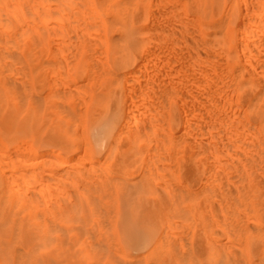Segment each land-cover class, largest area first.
I'll use <instances>...</instances> for the list:
<instances>
[{
    "label": "bare ground",
    "instance_id": "6f19581e",
    "mask_svg": "<svg viewBox=\"0 0 264 264\" xmlns=\"http://www.w3.org/2000/svg\"><path fill=\"white\" fill-rule=\"evenodd\" d=\"M12 1H14V3H15L17 0H0V112H1L0 115L3 114L2 112H5V111L11 110V109H16V110L18 109L19 110V108L22 105L24 107L26 105V101L24 99L29 96V95H27L29 93H26L27 92L26 89L21 84L22 81H23L22 83H24V84H25V81L28 82L29 78H27V77H29L30 74H28V71L26 69H24V68H26L28 66V64L25 63L26 66L23 67V64H24L23 62L24 61H23L22 58L20 59V56H18V53L21 51L20 49L22 47L21 42L23 43V41H25L24 40L25 37L26 38L28 37L29 38V42H30L31 39L36 37V35L39 32L43 33L42 35H40L41 37L44 36V32H45V34H47V33L55 34L57 32L58 33L61 32V33L65 34V37H63L61 35V37L64 38V40H62V41H65L66 38L69 39L68 36H66V33L70 32V31H74L76 34L81 31L80 33L83 36L82 37L78 36L76 39H78L79 37L82 38V39L83 38L84 39L85 38L88 39L89 36H85V35H87L88 33L91 34L92 31L93 32L96 31L95 33L100 34L99 35L100 37L103 36V35L101 36V33H103V32H109V33L113 32V34L116 33V36L112 39L113 40L112 44H114L116 46V47L114 46V48L116 50L114 49V52H112L111 55H110L111 56L110 62H111L112 67L115 69V72L111 73L110 82L106 84L105 89L102 92V94L101 95H97L95 97V99H99L100 101H103L102 103H105V104L108 105L109 111L111 113L110 117L112 118L113 121H115V127L117 128V130L119 132V134H118V132L116 131L117 132L116 134L118 135L117 137L119 138L118 139L119 141L118 142L115 141L117 139H113L114 141H110L108 143V147H107V150H106V156L110 157V158L111 157L113 158L112 164H113V170H114L115 173H113V171H110L111 173L110 172L108 173V171L103 172L102 173V177L105 178L104 181H103V180H101V177H99V175L97 173V172H99L101 174L102 170L101 169H95L98 166L100 168L101 164L98 165V166H95L98 163H94V164H92L91 168L89 167V168H87L88 169L87 170L85 168V166H84V162H85V165H87V164L90 165L91 162L90 163L86 162L85 161L86 159H84V157H81V155H80V157L79 156L77 157L76 155L75 156L74 155H66V156H64L62 158L61 162H60V160H57V158L55 159L56 156H54L53 158H54V160H57V165H59L58 162H60V166L63 168V173L61 172L62 174L59 171L58 172L61 174V176L65 177V178L64 177L63 178L60 177V180H61L60 183H56V180H58L57 178L56 179L52 178V180H53L52 182L54 184H56V186L58 184L56 189H51L52 192H54V195L55 194L57 195L59 193V192L55 193V191L59 187H60L59 189H63V190H60L63 194L64 193L66 194V191H68V190H69L68 193H70L71 189H73L72 190L73 191L72 195L74 193V195L76 196V193L78 192L79 197L80 196L82 197L81 198L82 200H80L76 196L77 197L76 198L77 202H79V200H80V202L82 201L80 207H82L85 204V206H84L85 208L89 207V209H91L90 205H91V207L94 208L95 207V205H93V203L95 202L94 198L97 199V197L100 194V192L103 193V190L107 189L108 192H109V190L111 192V194H110V192L107 193V194H110L111 196H112V194H114L113 190L110 189V186H112L113 183L118 184L119 181H120L119 180L120 178L117 179L115 174H122V173L124 174L126 172H129L127 174H130L131 176L136 174V173H134V171L132 172V170H137V169H135V168H137V166L135 168H133V163H134L133 160L137 159V157L134 156L135 155L134 151H136L135 146L138 145V144H141L142 142L147 141L146 138L148 137V135H150V133H151V137L152 138H153V136L155 138V135H156V140H157L158 136L161 137V135L157 136V133L152 135L153 133H155V132L152 133V129L155 127V126H153L154 124L151 126V128L153 127L152 129L150 128V126L147 128L148 130H146L144 128L147 131L146 132L147 136H145L146 133H142V130H140V129L143 126L144 127H146V126L145 125L142 126V124H140V123H143L145 121L143 119H145L146 117L149 118L148 117L149 114L146 115V117H144L143 115L141 116V113H143L145 115L146 112L149 111V110L139 113L138 112V108H137L138 101L139 102H143V104L142 103L141 104L144 105V104H146L144 102H147L149 100L148 104L150 103V105H151V101L152 100L149 99V98L152 97V96H150L148 98V100L146 99L147 98L146 96L148 95L147 93H146L147 94L146 96H144V95L142 96V94L144 93L143 91L145 89V85L147 83L146 81L150 80V78L154 79V77L156 75H158V71L162 70V69H160L161 67L160 66L158 67V64H157V63H159V65H160V62L156 61L157 63H155V61H153L155 64H157V65H155V64L154 65L157 66L158 69H156L155 66H153V67H155V68H153L152 65H151V67H152L151 69H153V70L156 69L155 70L156 72L152 71V72H154V74L155 73L156 74L155 75L152 74V76H151L149 74V71L151 73V70H149L150 67H148L150 65V63H148L149 65L147 64L148 66H146L145 64L148 61H152L153 59L148 58V59H151V60H146L147 57H148L146 55L143 56V57L146 56L145 57L146 59L143 58V57H140L139 48L142 47L141 45H142V43L144 42L145 39L151 40V39L155 38L154 37L155 34H157V33L159 34L160 33V37H161V39L163 37V41L167 39V41L170 42L171 46H169V43H167L168 47H169L168 50H171L172 48H176L177 53H175V54H177V55L173 54V55L176 56L175 57L176 61H174L175 59L174 60L172 59L174 61V64L171 65V66L172 67H177L178 66V68H177L178 72L176 71L177 72L176 74H178V75L173 74L172 76H170L171 73L166 71V69H163V71H164L163 73H162V71H160L161 72V74H160L161 76H160V78H158L159 80L158 79H154V80H158V82L161 83V80L165 79L164 81H166V80L169 81L171 78H173V76H175L174 80L178 79L177 81H179V83L175 84L176 81L173 82V84H175V86L177 88L174 85L172 86V83L170 84V82H168V81H167V83L162 82V83H164L163 84L164 88L162 86H160V85L158 86V82L157 81H156L157 84H156V82L154 84H153V82H150L151 83L150 85L151 86L155 85V87L158 86L157 88H159V89H160V87H162L163 90L166 89V90H169V91H170V89L169 88H165V87H166V85H169V86L171 85V87H172L171 91L173 92V90H174V92H175L174 88H176V91H177V93L173 92L174 95H176V96H174L172 99H174L175 97L178 96L175 99L179 100V96H180L181 101L180 100H179L180 102L177 101L179 109L177 110V112H173L171 114V117H170V127L172 128V131H170V133H168V135H166L167 131H168L167 127L166 126L164 127V124H167L166 123L167 120H165L166 117H164V119H161V118H160V120L158 119V123H156L157 119L153 118V120L156 119V120H154L155 122L154 121L153 122L156 123L157 126L159 125V123L162 124L161 122H163V125L158 126V127H160L159 129H156V130L154 129L153 131L157 132L163 126L162 131L165 130L163 132V134L166 132L165 136L166 137L168 136L167 139H166V137L165 138L161 137L162 141L164 139L167 142H164L165 144L164 143H162V144L160 143L161 145H159V146L162 147V145L164 144V145H166L165 149H167V146L169 148H172L173 149V153L171 155L172 159L170 157H168L169 155H168V153L166 154V152H165V150L163 148L164 146H163L162 150H164L165 156L168 157L166 159H168V160L166 161V160H164L165 159L164 157H161V158H159V159H161L159 162L162 163V160H163V163L168 164L166 162H170V160H172L171 162H173V163L170 162V165H171L172 168L174 166V170L172 168H170L168 170H166V168H165L164 170H166L167 173L170 171L172 173V175L174 176V178H176L178 176V184H176L177 187H175V185L170 184V183H172V181H170V183H169L170 186H169L168 182H167L168 186L165 187L166 191H162L164 189L163 186H165V185H163V183L165 181H167L168 179L166 177H163L164 182L161 185L160 181L162 179L160 177L162 176L163 173H164L163 175H165V176H167V174H166L165 171H163V173L161 174V172H162V170H161L162 166L160 165L161 163H159V165L157 164L158 167L161 166L160 169L156 166L159 170H156L157 172H154L155 170L153 171V169L156 168L154 165H156L155 163L158 161V160H156V158L160 155V154L159 155H157V154L161 153V155L163 156V153H164V152L162 153L161 148H157L156 147L157 148L156 151L159 150L158 153H156V151L154 149L155 148V144H157V146H158L159 142H162V141H160V138H159V142L158 143L154 140V138L153 139L150 138V140L152 139L151 142L153 140L155 141V142L154 141L152 142L153 143L152 145H154V146L151 145L152 147H154L153 150L151 148V150L149 149V151L151 153L153 151L152 154L154 155V157H156L155 155H157V157L155 158L156 162L153 159L154 157L152 155H150L151 153L149 151H147L148 153L147 152L145 153L146 157H148L147 155L150 153L149 156H152L153 157L152 160H154V161H150L149 158H151V157H149V158H147V160L149 159L148 163H147V160H146L145 164L147 166V165H150L149 163L152 162L151 163V165H152L153 162H155L154 165L151 166V167H154V168L150 169V168L146 167L145 164H144L143 167H146V168H142L141 177L142 178L144 177V179H145V177H146L145 174L147 173V178L146 179H148V178H150V177H148V176H150V174L152 176L153 173H155V175L153 176V178H155L156 176L159 175L158 172L161 171L160 172L161 176L159 177L161 180L159 182L155 183V185L160 183L158 185L161 186V189L163 187V189L159 190V192H162V193L166 192L165 196L169 197V199L171 198L170 200L167 198L168 201H171V202H166L165 201L167 205L164 204V201L162 203H163V205L167 206V208L168 207H170V208L173 207L172 210L174 209L175 211H177V214H178V218L179 219H177V220H180V222L179 221H177V222L181 223V222H183V220H185L184 222H189V227H190L191 222H192L191 226L192 227L194 226V222H193L194 219L192 220V218L189 217L190 215H186L188 213L186 212L187 210L185 209L184 206L185 205L187 206V204H189L190 198L192 199V197H195V196L199 198L200 196H202V194L200 192L199 193L197 192L198 189H197L196 192L195 191L193 192V191H191V189L189 187L190 183H192V181L196 180L195 178L200 177L201 180L199 178L196 180L197 182L200 180V182L198 184L199 185L201 184L202 187H204V190L206 189L205 187H207V189L205 190V192H206L205 194L206 195L204 194V196H207V198H205V199L207 201L206 206H208L209 210L206 209L207 207L205 209L208 212L207 216L210 214V217H209L210 221H208V223L209 222L210 223L209 224L208 223L205 224V225H207L205 227H207V230H208V225H209L210 228H209V235L208 234H205V235L208 236L209 239H210L209 240V246H207V247L210 250V254L212 256H216L217 255L218 258H219V256L222 257L223 255L220 254L219 251H221V250L223 251L224 250L226 252V251L229 250V249L228 250L226 249L227 247H229L230 249L232 248L231 246H228V245H226L227 247L224 248V246H221V244L216 242L217 238H218V240L221 239V238H222V240L225 239V236L223 237V235L226 234V231H231V232H228V233H230L229 234L230 238L232 237V234H234L233 238L235 237V241L236 240L238 241V242H236V244L238 243L237 246L240 245V244L242 246H244L242 244V241H244L243 240L244 238L246 240V237L244 235L247 234V233H248V235L250 234L251 236H262V234L264 233V227H263V225L261 226V225H258L257 223L261 224L262 219H264V0H18V4H17L18 7L15 6L13 8H10L11 6L8 3L12 4ZM32 29H35L36 33L38 31L39 32L37 34L36 33L33 34L34 36L33 35L30 36L31 32L29 33V35L27 34L25 36L23 34H21L22 30H27V33L29 31H32V33H34V30H32ZM82 31L83 32L87 31V34H83ZM52 32H54V33H52ZM24 33H25V31H24ZM20 34H21V37L22 36L24 37V38L22 37L23 41L20 38ZM60 34H57V36L56 35H52L54 37L56 36V39L54 37H53V39H55L56 41H57V39H58V41L59 40L61 41V39H63V38H60V36H59ZM91 35H94V34H91ZM165 35H166V39H164ZM57 37H59L60 39L57 38ZM94 37H96V36H94ZM94 37H92V38L89 37V39L91 38L90 40L85 39V40L88 41V42L86 41L88 44L84 41V39H83V41L87 44V46H89V41L94 43L93 42L94 39L96 40V38H94ZM157 38H158V35H157ZM36 39H38L37 42H39V43L42 40L40 45L42 44L41 47L43 46L42 49H44L45 46H44L43 43L45 42V38L43 37L40 41H39V38H34L33 41H36ZM53 39H51L50 42H49L50 43V47L53 46V44L54 45L56 44L54 42L51 45ZM72 39L71 40L69 39L68 42L72 41V43H74L75 45H78V44L75 43V42H77V40L73 39L74 40L73 41ZM97 39H98V37H97ZM79 40H81V39H79ZM79 40H78L77 43H81L82 44L83 41L81 40V42H79ZM101 41H103V37L101 38ZM107 41H108V39H107ZM107 41H106V45H107ZM84 42H83V44L85 45ZM159 42H160V39H159ZM59 43H58V46H59ZM96 43L93 44L94 48H95ZM99 43L101 44L102 42H99ZM99 43L97 45H99ZM152 43H153V41H151V45H152ZM154 43H153V46H156V43L155 44ZM62 44H60V45H62ZM112 44H110V45L112 46ZM165 44H166V42H165ZM172 44L175 45L176 47L175 46L173 47ZM58 46L57 47H53V48H56V49H54V50H56V52L65 49V48L60 49V48L63 47V45L59 46V47ZM81 46L82 45H80L79 48ZM100 46L105 47V46H103V44H101ZM31 47L33 48V45L29 46V49H32ZM91 47H92V45L90 46V49H91ZM148 47L150 48L151 46H148ZM161 47H164V46H162V44H161ZM170 47H172V48L170 49ZM18 48H20V49L18 50ZM34 48H35V46H34ZM36 48H35V52H36ZM73 48H75V47H73ZM94 48L92 47L93 50H94ZM158 48L159 47H157V49L155 48V50H158ZM70 49H72V46L69 48V50ZM86 49H87V47H86ZM100 49H102V48H100ZM160 49L163 51L162 48H160ZM160 49H159V52H160ZM37 50H39V49H37ZM44 50L42 51V53L44 52ZM54 50H53V52L55 53ZM103 50H106V49L103 48ZM146 50H147V48L145 49V54H149V53L153 54V53H151V51H149L150 49L147 50V51ZM151 50H153V48ZM77 51H79V50H77ZM84 51H85L84 53L87 52V50H84ZM90 51L88 53H90ZM148 51H149V53H147ZM47 52L49 53V50ZM100 52H102V53L99 54V59H101V62L100 61L99 62L101 64H103L102 63V57L104 55L103 54L104 51H100ZM159 52L156 53L158 58H159L158 60L161 59V61H163V59L165 57L163 58L164 55H162V56L159 55ZM163 52H161V53L163 54ZM167 52L165 54L171 55V54H168ZM170 52H172V51H170ZM58 53H60V52H58ZM58 53L55 54V58H56L55 61H57V63H55L56 66L53 65L54 61H51L52 64H51L50 61L49 62H47L45 60L44 61L47 62V64L50 63L51 64L50 67L53 65L54 67L57 68L58 63H59V61H58L59 59H57L56 56L58 55ZM69 53H70V51H69ZM74 53H75V51H74ZM74 53L72 52L71 56L72 57L75 56L74 60H76L77 58H76V55H74ZM78 53H77V56L79 55ZM84 53H82V54H84ZM141 53H142V50H141ZM19 54L21 55V52ZM39 54L40 55L38 56V58L41 56L40 52H39ZM61 54H63V52ZM93 54H95V50H94ZM156 54L154 56H156ZM66 55H67V53L65 54V56ZM173 55H171L172 58H174ZM44 56L42 55V57H44ZM88 56L84 55V58L85 57H88V58H93L94 57V55H91V56H93V57H91L90 54ZM171 56L169 58L170 61H171ZM36 57H34V58L37 59ZM48 57H50V56L48 55ZM64 57H62V59L61 58L60 59L63 60ZM34 58H31V59L33 60ZM140 58L142 60L143 59L146 60V61L144 60V62H142V63H145V64H143V65L139 64ZM152 58H154V57H152ZM165 59L167 61L165 60L164 64H165V62L167 63L169 61L168 58H165ZM64 60H63V62L68 63L69 60H71V57H68V61H67V59H64ZM74 60L73 61L71 60L70 63L72 64L74 62ZM95 60H97V59H95ZM154 60H155V58H154ZM35 61H32L31 63H33ZM38 61L41 62L40 60H38ZM88 61H89V63L91 62L92 65H93V67H90L91 70H92V68L96 69V66H98L97 65L98 62H97V64L95 63L96 66H94V62H92L91 60H88ZM153 62H151V64ZM172 62H170V63L172 64ZM28 63L30 65V62H28ZM66 63L65 64L63 63L64 66L66 65ZM63 64H62L61 67H63ZM84 64H85V62H84ZM43 65L44 64H42V66ZM67 65H66V67H63L62 69L60 67V70H58L60 75H65V74H61L60 71L61 72H63V71L64 72L65 71L68 72V70L69 71L71 70V69L63 70L64 68L68 67ZM175 65H177V66H175ZM69 66H72V65H69ZM99 66H102V65H99ZM143 66H145L146 68H149V69H147L148 71H145ZM34 67H36V66L34 65ZM45 67H47V66H45ZM104 67L105 66H103V68ZM142 67H143V70L145 71V73L147 72L146 76L150 75V76H148L150 78L147 77L146 79H148V80H144L145 81V85L142 83L143 82L141 80L142 78L140 79L141 82L138 81V82L141 83V85L142 84L144 85L143 89L141 88L143 86H140V90L141 91L143 90L142 91L143 93L141 91L137 92L138 93L137 96L140 95V99H141V100H138L137 96H131V95H136L135 91L132 92V90L135 89L137 91V88L135 86H134L135 88H132L133 84L130 85V83L132 82V79L134 78V76L137 75L138 77H136V78L137 79L140 78V74H142L143 71H142V69H141V71L139 69L142 68ZM162 67H164V66H162ZM12 68H15L16 70L17 69L18 70L14 71L15 69L12 70ZM32 68H33V66H32ZM47 68H45V69H47ZM98 68L100 70V68H102V67H98ZM10 69H11V71H10ZM49 69H51V68H49ZM58 69H59V67H58ZM95 69L93 71H95ZM174 69H176V68H174ZM22 70H24V71H22ZM137 70L140 73L137 74ZM171 70H173V69L171 68ZM58 71L56 70V73ZM88 71H86V72H88ZM104 71H106V74H108V71H110V69L107 71V67H106V70L104 69ZM104 71L102 72L103 75H105ZM12 72L15 73V74L19 73L18 75H19L20 78L18 77V75L14 76L16 78L10 77L11 75L13 76ZM50 72L51 71L49 70V73ZM166 72H168V74H165ZM9 73L10 74L12 73V74L10 75ZM23 73H24V75H26V77H23ZM34 73L35 72H33V74ZM56 73H55V75H54V73H52L55 76V79L60 76L58 74L59 76L57 75V77H56ZM98 73H100V71H98ZM145 73H143V74L145 75ZM37 74H39V77L42 75V73L40 75V72L37 73ZM143 74H142V76L145 77ZM162 74L163 75L165 74L163 76V79H161L162 78ZM77 75H76V78L80 79L81 76L79 75L80 76L79 77ZM90 75H92V74H88L87 77L85 76V78H88ZM97 75H99V74H97ZM97 75H94V77L97 76ZM103 75H102V77H103ZM167 75L170 77V79L167 78L168 77ZM66 76H67V74H66ZM107 76L108 75H105L104 77L107 78ZM165 76H166V78H165ZM39 77H37V78H39ZM99 77H101V76H99ZM104 77L102 79H105ZM12 78H14L15 81H16V79L18 80V82L20 81L19 85ZM22 78H24V79L27 78V79L23 80ZM37 78L35 80H37ZM50 78H52V77H50ZM68 78H66V79L62 78V80L68 81ZM70 78H71V76H70ZM96 78H98V76ZM136 78H134V80ZM88 79H91V77L88 78ZM49 80L51 81L50 85H51V83H52V85H54L53 84V80L52 79H49ZM57 81H59L58 85H59V83H60L61 86L64 85V84H62L63 81L60 82V77H59V80H57ZM150 81H152V80H150ZM30 82L32 84V80ZM45 82H47V80ZM69 83H71V82H69ZM88 83H90V81ZM95 83H97V82H95ZM133 83H135V82H133ZM162 83H161V85H162ZM20 84L22 85L21 88L19 87ZM42 84H40V85H42ZM46 84H48V82ZM82 84L84 85V83H82ZM77 85H79V84H77ZM39 86L36 87V85H35V87L37 89L39 88ZM56 86H57V83H56ZM72 86H75V85H72ZM85 86H87V89H88V84L85 83ZM85 86L83 88V90H84L83 92L84 93H86L88 91V90L85 91ZM91 86H92V82H91ZM128 86H130L131 89H132L131 91H129L130 93L127 91V90H129L127 88ZM151 86H149L148 88H150ZM27 87H30V86L27 85ZM76 87L79 88V86H75L73 88H76ZM65 88L68 89V92L71 90V89L69 90V88H71V86H65L64 89ZM97 88H99V87H97ZM148 88H146V90ZM154 88H152V89L154 90ZM20 89L22 91L21 93H23V92L25 93V94L23 93L24 96L27 95L26 97L22 98L24 100V102L21 99L22 95L20 94ZM39 89H41V88H39ZM42 89H43V87H42ZM50 89L52 90L53 88H50ZM80 89H82V88L80 87L78 90H80ZM162 89H160V90H162ZM178 89L180 90V93L178 92ZM76 90H77V88H76ZM166 90H164V91H166ZM54 91L55 90L53 89L52 92L54 94H56L58 92V91L57 92H54ZM65 91L67 92V90H65ZM73 91H75V90L72 89V93L71 92H69V93L67 92L66 93V92H63V90H62V93L60 91V93L58 92L56 95H54L53 93L48 92V94H46L47 95L46 97L43 96L41 98H48V96L50 95L51 97L49 96L50 98L47 99V101L52 99V100H54L56 102L58 100V98L61 97V95H63L62 99H65L66 98L65 95H70V93L72 95ZM77 91L75 92L76 94L81 93V94H79V96L74 94V96L78 97L77 98L78 100H76L74 98V96H71V97H73V99L76 100L75 103L77 102V104H78V101L80 102V104H78L79 107H77V108L80 109L81 105L84 104L85 101L88 102V100H87L88 96L86 98V95L88 93L85 94V96H82L84 93L81 92V91H78V92ZM149 91H151V90H149ZM156 91H157V93L159 92V90L158 89L156 90V88H155L154 92H152V93L156 94ZM162 91L160 92L159 96L157 94H156V96L159 97V98L161 96H165L164 99H167V100H161V98L159 100V98H158L157 99L158 104L156 103L157 101L156 102L152 101L154 103V104L152 103V105H155V103L157 105H159L160 104L159 101H162L161 102L162 105L165 104L164 107H163L164 110L163 109H161L162 111L157 110L158 112L160 111L161 114H162L163 111L166 110L164 115L163 114L159 115V113L157 112L158 113L157 116H160V117L161 116L162 117L163 116H167V109H165V108H168V107L166 106V101H168L170 99V97L168 98V96H170V94L168 95V93H166L164 91L163 92L165 94H167V95L161 94ZM88 92H90V91H88ZM140 93H142V94H140ZM148 93L150 94V92H148ZM31 94L34 95L32 92H31ZM59 95H60V97H58ZM127 95H129V97ZM156 96H155V98H156ZM126 97H128L129 100L128 99L126 100ZM133 97L134 98L136 97V98L134 99ZM171 97H172V95H171ZM31 98H28V99H31ZM41 98H39V97L36 98L35 97L34 99H32V101H34L36 109H39L41 107V109L43 111L44 108L42 107V104H41L42 103ZM55 98H57V99H55ZM81 98H86V99L84 101H82V103H81ZM132 98H133V100H132ZM152 99H153V97H152ZM130 100L132 101L131 104L129 103ZM47 101H46V103H47ZM126 101H128V102H126ZM63 102H61V100H60V104H57V105H58V109H59L58 112H62V111H60V109L64 108V110L63 109L62 110L65 112V114H64L65 116L63 115V118L65 119L66 116L70 117L71 115H68L66 113L67 112L66 109L68 107L67 108H66V106L65 107H63V106L61 107V105H63L62 104ZM65 102H66V99H65ZM77 104H75V105L77 106ZM125 105H126V107L127 106H129V107H128L127 111L125 110L126 112H123V108L125 107ZM138 105L141 106L140 104H138ZM157 105L154 106L156 109L158 107ZM162 105L159 106V109H160V107L162 108ZM73 106H74V104H73ZM82 106H85V104L82 105ZM93 106H95V105H93ZM23 107H21V108L23 109ZM147 107L148 106H146L145 108L144 107H142V108L143 109H147ZM77 108H75V113L77 111L79 113V110H76ZM149 108H150V106H149ZM152 108L153 107H151L150 111L152 110V112H154ZM50 110L47 111L45 109V111L47 113L50 112ZM83 111H84V109H83ZM83 111L81 110V115L84 113ZM99 111L101 113V110H99ZM28 113H30V112H28ZM154 114L156 115V111H155ZM48 115H51V114H48ZM150 116H152V113L150 114ZM49 117H52V116H49ZM5 118H6V116H5ZM5 118H4V121H5L4 124L6 125L7 123H6V119ZM63 118H60V120L63 119ZM70 118H72V116ZM8 119H10V118H7V121H8ZM77 119L78 118L76 117V120ZM46 121H48V120H46ZM66 121L68 122L67 119H66ZM77 121H75V122H77ZM81 121H82V119H81ZM146 121H148V122L150 121V123L152 122L151 120H148V119ZM146 121H145V123L149 125L150 123H147ZM26 122L27 121H25V123ZM8 123H9V121H8ZM35 123H36V121L34 122V124ZM56 123H57V121H56ZM70 123H68L67 126ZM1 124H2L1 125L2 127L4 126L2 129H4L6 127H9V128L12 127V126L10 127V125H9L11 123L8 124L9 126H7V125L5 126V125H3V123H1ZM18 125L20 126L19 123H18ZM76 125H73V126H76ZM78 125L79 126L81 125L80 122L78 123ZM79 126L72 127V128H75V132H76V130L78 131L77 128H81ZM140 126H142V127H140ZM20 127H18V128H20ZM22 127H26V126H22ZM63 127H64V125H63ZM139 127H140V129H138ZM42 128H43V126H42ZM149 128L151 130L150 133H149V131H150ZM67 130L70 132V130H73V129L70 128V129H67ZM145 130L143 132H145ZM53 131L54 130H52V132ZM60 131L61 130H59V132ZM69 132H67V134ZM49 133H50V131H49ZM15 134H17V133L15 132ZM19 134H18V136H19ZM80 134H83V133L80 132ZM142 134H144V138L146 139L145 141H144V139L142 137L143 136ZM158 134H160V133H158ZM161 134H162V132H161ZM163 134H162V136H163ZM65 135L66 134L64 133V137H65ZM139 135H141L142 138L138 137ZM11 137H12V140H13V136H11ZM62 137H63V135H62ZM71 137H73V136H71ZM137 137L139 138V141H142V139H143V141L142 142H138L137 141L138 140ZM51 138L50 139L53 140V139H55L57 137H55V138L51 137ZM65 140H66L65 141V145L66 146L64 145L63 146L64 148L63 147H60V148L65 149V150H69L70 147L74 146V143H70L69 144L68 143L69 140L68 139H65ZM9 141H10V139H9ZM149 142L145 143L146 146H148V144H150ZM109 144L110 145H114L115 144V145L114 146H110ZM23 145H24V143H23ZM29 146H30V144H29ZM61 146H62V143H61ZM83 146H84V144H83ZM0 147H2V145ZM16 148L18 150L17 146L15 147V149ZM24 150L25 149L20 150L21 151L20 155H22ZM145 150H147V149H145ZM82 151H84V149ZM18 152L19 151H17V153ZM83 153H85V151ZM142 153H144V152H142ZM29 154L30 153H28V155ZM7 155H10V154H7ZM7 155H4V153L1 154L2 159H3V157H5ZM13 155H15V154H12V156L10 155L12 158L9 157L10 158L9 162L12 165L13 164L16 165L15 163H16L17 160L18 161L20 159L26 160L25 159L26 156H24L23 158L21 156L20 159H18L15 156L17 158V160H16V158H14ZM42 156H44V155H42ZM47 156H49V155H47ZM85 157H86V155H85ZM45 158H47V157L45 156ZM169 158H170V160H169ZM11 159H14L15 163H14V160H13V163H12ZM50 159H51V157H50ZM104 159H106V158H103L102 160H104ZM4 160H5V158H4ZM4 160H2V161H4ZM82 160L84 162H82ZM106 160H110V159H106ZM2 161H0V162H2ZM100 161H99V163H101ZM130 161H132V162L130 163ZM5 162H6V160H5ZM9 162H8V166H9ZM22 162L23 161H21V164H25L24 163L25 161L23 163ZM26 162L28 164L26 163L25 165H30L29 164L30 161L29 162L26 161ZM33 162H35V160L34 161L32 160V164H33ZM37 162H36V164H37ZM47 162L50 163L51 165L55 164V163L49 162V160ZM136 162L137 161H135V163ZM103 163L105 164L106 162H103ZM0 164H2V163H0ZM36 164L34 163V166ZM50 164H47V163L44 164L43 163V166L47 165L45 167L50 168L51 167ZM48 165H50V167ZM57 165H56V167H60V166H57ZM170 165H169V167H170ZM5 167L2 168V166H1V168H2V170L0 168L1 174L3 172L5 173V171H3V169L7 168V167L6 168ZM9 167H10V171L13 168H14V170L18 169L17 166L16 167L15 166H13V167L9 166ZM29 167H32V165H30ZM169 167H167V168H169ZM41 168H42V166H41ZM147 168L149 170H151L149 175H148V172H145L147 170ZM37 169H39V170H37L38 172L36 171V175H38V176H36V175L32 176L34 172L32 173V171L28 170V172L30 174H32L31 177H33V179H34L33 180L34 184L36 183L35 180L37 178H40L39 176H41V178H42L43 175H49V177L51 175H52V177L54 176L53 173L51 171H49L50 169L46 173L41 172L40 168H37ZM14 170H12L11 172L13 173ZM18 170L19 171L21 170L20 167H19ZM90 170L94 171V173L97 171L96 173H97L98 176L96 175V173L94 174ZM149 170H147V171H149ZM152 171H153V173H152ZM172 171L174 172V174H173ZM17 172H15V173H17ZM20 172H19V176L22 174L23 171L21 172V174H20ZM24 172H26V171L24 170ZM131 172H132V174H131ZM143 172H144V174H143ZM170 172L168 174H170ZM91 173L93 174V176H92ZM175 174H177L176 177H175ZM8 175L11 176L12 174H10V172H8ZM16 175H18V174H15L14 177ZM143 175H145V176H143ZM57 176L58 175H56V177ZM91 176H92V178L95 176L97 178V180L93 181ZM4 177H5V179L7 178L6 180L5 179L4 180L6 182L8 180L9 183H10L11 179H12V181H16L15 179L21 178V177H18V178L15 177L14 180H13V178H11V179L9 178L10 179V181H9L8 177H6V176H4ZM26 177L28 178V175ZM170 177H171V175H170ZM22 178H23V180L24 179L25 180L23 181L22 179L21 180L19 179L21 187L18 188V189L16 187L17 190L15 189V185L17 186L16 182L12 183L13 187H14V188L12 187L13 189L11 188V186H12L11 183L9 185H8V183H5V184L8 185L7 187H9V188H5V190H3L4 191L3 194H1L2 202H1L0 206L2 207V209L5 210V209H7L5 207H10V205H13V204L21 206L22 201L25 200L27 197L31 199V201H30L31 204L29 203V201L27 202V199H28L27 198L26 202L24 201L25 202L24 208H26L27 205L34 207L33 204H32V202L34 203V200L32 199L34 196H35L36 200L39 201L37 203L40 206L42 205V203L40 202L41 199H43L44 201L48 200L49 201V203L47 202L48 204H51L53 202V205L56 206L55 204L58 201L54 202V201H52L50 199V197L49 198H48V196L46 197L47 193H48L49 196H51V194H49V193H52L51 190L48 189L49 187H45V188H46V190H49L50 192L46 191L47 193H43L42 196L38 195V198H39L38 199L36 197L37 193L34 194V192H32L33 191L32 186H31V183H32L31 180L32 179L29 180V182H28V184H29V186H30L32 191L28 192L30 189L28 187H26L27 189L25 188V185L27 184L26 183L27 181H26V178H25V174H24V176ZM98 178H100V180L103 183H101V181L98 180ZM115 178H116L117 181L119 180L118 183H117V181L114 180ZM153 178L151 179V182L154 184V182H156V181ZM40 179H37L36 181H37V183L41 184V182H42L41 180L42 179L41 180ZM44 179L45 178H43L44 182H45V180H46V182L48 181V179H45V180ZM140 179L141 178H140V175H139V179H136L137 182H136V184H133V185H137V183H144L145 182L144 179H142L140 182H138ZM157 179L158 178L156 177V180ZM21 181H23L26 184L23 185V182L21 183ZM90 181H92L91 184L93 182L94 183L95 182L98 183L100 181L101 185H100V183H98V184L95 183L97 185H100V191H98L99 189L97 190L99 192L98 195H97L96 191L93 189L94 187H96V185L94 184V186H92L90 184ZM175 181L177 182L176 179H175ZM19 182H18V184H19ZM128 182H131V181H128ZM148 182H150V180ZM151 182H150L151 187H153L154 185L152 186ZM173 184H175V182ZM193 184L195 186L198 185V184H195V182ZM22 185H23V187L26 190H28L27 193L29 194V196L25 192L26 190L22 187ZM35 185H37V184H35ZM47 185L50 186L49 182H48ZM85 185L86 186L87 185H91L92 187L89 186V188H88ZM118 185H121V184L119 183ZM171 185L173 187H171ZM199 185H198V187H201ZM81 186H85L84 189H83L84 192H85L86 188L87 189H93V191L95 193L92 192V190H91V192L94 193L97 197H95L90 192V190L88 191L89 193L86 191V194H88V195L84 196L85 193L82 191V189L79 188ZM124 186H126V185H124ZM137 186H136V188H137ZM18 187H19V185H18ZM43 187H44V183H43V186L41 188H43ZM115 187H117V186H115ZM134 187L135 186L132 187L134 189L133 191L131 190V191H125L124 192L122 202L128 203L132 197L134 199V195L137 192H138V194L136 195L137 197L135 196V199L138 198V195L141 192V190L138 189L140 191H137V189H135ZM22 188L25 191H23ZM173 188H174V190L175 189L176 190L173 191L172 190ZM59 189H58V191H59ZM77 189H80V190L76 191ZM157 189H159V188H157L156 186L153 187V190L156 191ZM150 190H151V188H150ZM169 190H170V192H172V191L173 192L168 195V193H170ZM22 191L24 192L25 196L27 195L26 198L22 197V196H24ZM80 191H82L84 194L81 193ZM190 191L193 192V193H191ZM156 192L158 193V191H156ZM174 192H175V194H173ZM152 193H154V191L153 192L151 191L149 197H148V195H146L147 196L146 197L145 194L142 193L144 195V197L148 198L149 205L151 204L150 203L151 202L150 198L153 196ZM196 193H197V195H196ZM63 194H61V195L58 194L59 195V196H57L58 198L56 197V195L54 197H56L55 199L58 200L59 197L62 196ZM65 194H64V196H65ZM107 194H104V195L101 194L99 196H102V197H98V198L105 199V198H103V196H105ZM142 194H140L139 196L142 197ZM170 195H172V196H170ZM66 196H67V194H66ZM73 196H72V199L74 200ZM88 196L90 197V199L87 198ZM121 196H122V193H121ZM165 196L163 197L164 199H166ZM42 197H45V198H48V199H44ZM92 197H94V198L91 199ZM106 197H107V199L110 200L111 203L113 202L112 198L110 199L108 196H106ZM153 197H152V200H155V199H153ZM156 197H158V196H156ZM23 198H25V199H23ZM51 198H53V197H51ZM64 198H66V197H64ZM146 198H144V201H146L145 200ZM200 198H199V201L201 200ZM55 199H53V200H55ZM67 199H68V197H67ZM83 199H85L86 202H83V201H85ZM102 199H100V202H101ZM60 201L64 202V199H62ZM98 201L99 200H96V202H98ZM102 201H104V200H102ZM140 201H142V200L140 199ZM157 201H160V200H156V203H157ZM199 201H198V199L196 200V202H199ZM65 202H66V199H65ZM65 202L64 203H58L57 207L61 211H65V210L68 209V211L70 212L71 211L70 209L72 208V204H70V203H72V202H70L69 200H67L68 203L67 202L65 203ZM89 202H91L92 204L91 203L89 204ZM100 202H98V203H100ZM194 202H195V200H194ZM74 203H75V201H74ZM113 203H115V202H113ZM171 203L173 205H175V206H173V205L171 206ZM69 204H70V206H69ZM119 204L121 205L120 202H119ZM119 204L117 203V205H119ZM144 204L142 202L141 206L144 207ZM200 204H202V203H200ZM203 204H205V203H203ZM98 205H97V207H95V209L99 207ZM154 205L156 206V204H154ZM190 205H191V202H190ZM190 205H188V206H190ZM42 206H44V205H42ZM112 206L114 207V204ZM165 206H163V207H165ZM1 207H0V212H1ZM32 207H31V209H32L31 211H33ZM76 207H77L76 209L79 210L80 207L79 208H78V206H76ZM84 207H82V209ZM12 208H13V206H12ZM24 208H23V210H24ZM27 208H28V210L30 209L29 207H27ZM50 208H52V207H50ZM167 208L165 207L163 209L167 210ZM18 209H16V210H18ZM157 209H158V207H157ZM28 210H27V212H28ZM60 210H58V211L60 212ZM14 211L15 210H13V212ZM38 211H40V210H38ZM38 211L36 212L37 214H38ZM53 211H54V209H53ZM161 211L163 212V210H161ZM47 212H49V211H47ZM71 212H73V210ZM172 212L167 214L166 216L170 217L173 214ZM24 213H26V210L24 211ZM53 213H55V211ZM62 213L64 214V212H62ZM62 213H59V215H57V216H61ZM89 213H91V212H89ZM153 213H155V212L153 211ZM153 213H151L149 211V213H143V214L146 217L149 214L151 215ZM15 214H17V213H15ZM156 214H154L153 216L156 217L159 213L157 215ZM13 215H14V213H13ZM37 216L35 215V217H37ZM39 216H41V213H39ZM53 217H55V216H53ZM14 218L17 219L16 217H14ZM38 218H40V217H38ZM64 218H63V220H64ZM149 218H151V217H149ZM171 218L172 217H170V219ZM189 218L191 219V221L189 220ZM69 219L70 218H68V220ZM146 219H148V218H146ZM48 220L51 221L50 218ZM207 220H209V219H207ZM38 221H40V220L38 219ZM13 222L15 223V221H13ZM198 222H199V224H202L203 220L202 221L199 220ZM246 223H250V224H252V226L257 224L260 227L259 228H254L255 226L252 227V226L248 225V228H246V227L244 228V225ZM186 224L183 225V223H182V225H183L182 229L183 230H186L188 228V226ZM227 224L230 225L229 226L230 230L229 229L226 230V227L228 228ZM5 225H3L2 220H0V234L3 233V228L5 230V227H3ZM54 225H53V227H54ZM178 225L179 224H177V227H178ZM180 225H179V227H180ZM217 225H218L219 228L220 227L223 228L222 226L224 225V231H225L224 234H221L220 230L218 231V229H215V227H217ZM225 225H226V227H225ZM15 226L16 225H14V227ZM166 226H167V224H166ZM44 227H45V225H44ZM250 227H252V228H250ZM180 228H179V232H180L179 237L182 236V234H183V233H181L182 231H180L181 230ZM56 229H57V227L54 230H56ZM170 229H171V227H170ZM173 229H175V228H173ZM78 230H81V229H78ZM207 230H206V233H207ZM246 230H248V231H246ZM17 231L18 230H16V232ZM81 231H83V230H81ZM187 231L188 230H186L185 234L187 236L189 235L190 238H191V235L188 234V233H191L192 230H190V232H187ZM203 231H205V228H203ZM175 232L177 233L178 231L176 230ZM67 233H69V232H67ZM34 234H35V231H34ZM54 234L52 236H54ZM56 234H58V233H56ZM185 234H183V236H184L183 239H184V241L187 240V241H185V245H186V243L188 244V241L190 239H189V236L187 237ZM37 235H39V233ZM237 235L238 236L240 235V238H242V240L239 241ZM242 235L244 236V238H243ZM9 236H11V235H9ZM20 236H21V232H20ZM59 236H60V234H59ZM61 237H63V236H61ZM201 237H203V236H201ZM178 239H181V238H178ZM196 240H200V239H196ZM15 241L18 242V240H15ZM184 241H182L183 244H184ZM47 242H48V244L50 243L49 241H47ZM202 242H204V241H202ZM221 242H223V241H221ZM224 242L228 243V239L226 241H224ZM239 242H240V244H239ZM224 244H226V243H224ZM234 244L232 246H234ZM179 245H180V243H179ZM185 245H184V249H185ZM186 246L188 247L189 244L186 245ZM180 247H182V246H180ZM187 247H186L185 250L190 251L189 249H191V248L188 247V249H187ZM235 247H236V245H235ZM10 248H11V246H10ZM222 248H224V249H222ZM184 249H181V251L183 250L186 253V251ZM206 249H205L204 252H206ZM203 250H204V248H203ZM252 250H253V248H252ZM177 251H180V250L178 249ZM243 251L244 250H242V252H241V250H239L238 253L241 252L243 254L244 253ZM231 252H232V249H231ZM236 252H234V255H233V253L229 254V255L230 256L233 255L235 257L240 258L239 255L238 256L236 255L237 254ZM199 253H201V252H199ZM178 255H177V258L180 257V255L179 256ZM183 255H184V253H183ZM183 255L181 257H183ZM262 257H261V261L264 259V257H263V259H262ZM187 259L184 260L186 262L185 264H187V261H186ZM222 259H224V258H222ZM225 259H224V261H225ZM208 260H210V259H208ZM218 260L215 259V262H214V260H213V262L215 264H218V262H219ZM122 261L123 260H121V262ZM242 261H244V259ZM96 262H97V260H96ZM194 263H196V262H194ZM211 263L212 262H209V264H211ZM259 263H261V262H259ZM263 263H264V260H263ZM114 264H116V263H114ZM220 264H221V261H220ZM224 264H225V262H224ZM234 264H236L235 261H234Z\"/></svg>",
    "mask_w": 264,
    "mask_h": 264
},
{
    "label": "rangeland",
    "instance_id": "374dc122",
    "mask_svg": "<svg viewBox=\"0 0 264 264\" xmlns=\"http://www.w3.org/2000/svg\"><path fill=\"white\" fill-rule=\"evenodd\" d=\"M20 3V2H19ZM11 7L10 8H13V7H18V0L14 3V1H12V4L11 3H8ZM20 6V5H19ZM36 28V27H35ZM32 30H34V33H32V31H29L28 33H27V30H22L21 31V34H23L24 36L25 35H29V33H30V36H32L33 34H35L36 33V30L35 29H32ZM24 31H25V33H24ZM89 31V30H88ZM39 32V31H38ZM37 32V33H38ZM77 32V31H76ZM81 32V31H80ZM80 32H78L77 34L74 32V31H70V32H67L66 33V36H68V38L71 40L72 38L73 39H75V40H77V42H78V40L79 39H81L82 41H83V39L82 38H80V37H82L83 35L80 33ZM83 32V31H82ZM86 32V33H85ZM96 32V31H95ZM95 32H91V34H94V35H91L90 33H88L87 34V31H84L83 32V34H87V35H85V36H89V37H94V36H96V37H94V38H96V40L94 39V43H92L91 41H89V46H87V40H90L89 39V37H88V39L87 38H85V39H87V40H85L84 39V41L87 43H85L84 41V43H85V45L83 44V42H82V44L81 43H77V42H75L76 44H78V45H75L74 43H72V41L69 43L68 42V40L69 39H65V41H62V40H64V38L63 37H65V34L64 33H61V32H57V33H55V34H50V33H47V34H45V32H44V36H40V35H42L43 33H41V32H39L37 35H36V37H34V38H39V41L44 37L45 38V42L43 43L44 44V49H42V47H41V45H40V43L42 42V40H41V42L39 43V42H37L38 41V39H36V41H33V39L34 38H32L31 39V41L29 42V38L27 37H25V41H23V38L21 37V34H20V38H21V40L23 41V43L21 42V45H22V47H21V49L20 48H18V50L20 49L21 51V55L18 53V56H20V59L22 58L23 59V67H25L26 66V64L25 63H27L28 64V66L26 67V68H24V69H26L27 71H28V74H30L29 75V77H27V78H29L28 79V82L27 81H25V84L24 83H22L21 82V84L23 85V87L26 89V93H29V94H27V95H29L27 98H25L24 100L26 101V105L23 107V105L21 106V107H23V109L21 108H19V110L17 109H11V110H8V111H5V112H2L3 114H1L0 116V119L2 120H0L1 122H0V144L2 145V147H0V161H2V160H4V158H5V160H6V162H5V160L4 161H2V162H0V163H2V164H0V168H1V166H2V168H4L5 166L9 169H7L6 167V169H3V171H5V173L3 172L2 174H1V171H0V204H1V202H2V197H1V194H3V190H5V188H9V187H7L10 183H11V188L13 187V184L12 183H14V182H16L17 183V186L15 185V189H16V187H17V189L18 188H20L21 187V184H20V182H19V179L21 180H23V176H24V174H25V178H26V183L28 184V182H29V180H31V186H32V189H33V191L31 190V188H30V186H29V184L27 185L26 183H24L23 181L25 180H23V181H21V183L23 182V185L24 184H26L25 185V188L26 187H28L30 190L28 191V190H26L24 187H23V185H22V187L26 190H24L23 188H22V190L23 191H25L26 193H27V191L28 192H30V191H32V192H34V194L35 193H37L36 195V197L38 198V195L39 196H42V194L43 193H47V192H50L49 190H46V188L45 187H49L48 189H56V187L58 186V184H57V186H56V184H54L52 181V178H57L58 180H56V183H60V177H64V176H61V174L63 173V168L60 166V162L62 161V158L64 157V156H66V155H76L77 157L79 156L80 157V155H81V157H84V159H86L85 161L86 162H91L90 163V165H85V162L82 160V162H84V166H85V168L87 169V168H91V166H92V164H94V163H98V164H96L95 166H98V165H100L101 164V166H100V168H99V166L98 167H96L95 169H101L102 171H101V174L99 173V172H97L98 173V175H99V177H101V180H103L104 181V177H102V173L103 172H106V171H108V173L110 172V171H113V173H115L114 172V170H113V164H112V161H113V158L111 157H107L106 156V150H107V147H108V143L110 142V141H114L113 139H117V140H115V141H119L118 139V135L116 134L117 132H118V130H117V128L115 127V121H113L112 120V118L110 117V111H109V107H108V105L107 104H105V103H102L103 101H100L99 99H95V97L97 96V95H101L102 94V92L104 91V89H105V86H106V84L107 83H109L110 82V79H111V73H113V72H115V69L112 67V65H111V62H110V60H111V53L112 52H114V44H112L113 43V38L116 36V33H114L113 34V32H103V33H101V36L103 37V41H101V38L102 37H100L99 35L100 34H97V33H95ZM98 32V31H97ZM52 33H54V32H52ZM61 33V34H60ZM100 33V32H99ZM57 34H60L59 36H60V38H63V39H61V41L59 40L58 41V39H57V41L55 40L56 39V36H57ZM52 35H56L55 37L54 36H52ZM61 35L63 36V37H61ZM71 35V36H70ZM157 35H158V38H157ZM29 36V37H30ZM34 36V35H33ZM46 36V37H45ZM52 38H51V37ZM78 36H80L78 39H76ZM84 36V37H85ZM53 37L55 38V39H53ZM97 37H98V39H97ZM155 38H153V39H151V40H148V39H145L144 40V42L142 43V47H140L139 48V53H140V57H143L144 55H146V56H148L147 57V59L145 58V57H143V58H145L146 60H151V59H153L152 61H148L146 64L145 63H142V62H144V60L145 59H141L140 58V61H139V64L140 65H143V64H145L146 66H148L149 64L148 63H150V65L148 66V67H150V69L149 68H146L145 66H143L144 67V70L145 71H148L147 69H149V70H151V73H150V71H149V74L152 76V74L153 75H155L154 74V72H156L155 70L156 69H158L157 68V66H155V65H157L158 64V67L160 66L161 68L160 69H162V70H157L158 71V75H156L155 77H154V79H158V78H160V74H161V72L160 71H162V73L164 72L163 71V69H166V71H168V72H170L171 73V75L170 76H172L173 74H176L177 72H178V66L177 65H175V66H177V67H172L171 65H173L174 64V61H176V59H175V55H177V54H175V53H177V51H176V48H172V47H170V49L171 50H168L169 49V47H168V44L167 43H169V46H171L170 45V42H168L167 41V39H166V35H165V38L164 39H166V40H164L163 41V37H162V39H161V37H160V33L158 34H155V36H154ZM31 38V37H30ZM57 38H59V37H57ZM59 38V39H60ZM51 39H53L52 40V43H51V45L55 42L56 44L54 45L53 44V46H51L50 47V40ZM72 39V40H73ZM107 39H108V41H107ZM159 39H160V42H159ZM81 40H79V42H81ZM74 41V40H73ZM106 41H107V45H106ZM151 41H153V43L155 42L156 43V46H153V43H152V45H151ZM34 42V43H33ZM59 43V46H62L63 45V47L62 48H60V49H63V48H65L64 50H61V51H58V52H60V53H58V52H56V50H54V49H56V48H53V47H57L58 46V43ZM97 42V43H96ZM99 42H102L101 44H103V46H105V47H102V46H100L101 44L99 43ZM148 42V43H147ZM165 42H166V44H165ZM63 43V44H62ZM67 45H66V44ZM96 43V45L99 43V45H95V48H94V45L93 44H95ZM154 43V44H155ZM162 44V46H164V47H161V44ZM60 44H62V45H60ZM82 45L80 48H79V46L80 45ZM110 44H112V46L110 45ZM150 44V45H149ZM33 45V48L32 49H29V46H32ZM40 45V46H39ZM66 47H65V46ZM69 45V46H68ZM74 45V46H73ZM92 45V47L94 48V50H95V54H93L94 53V50L92 49V47H91V49H90V46ZM151 46L150 48L148 47V46ZM34 46H35V48H36V52H35V48H34ZM58 46V47H59ZM72 46V49H70L69 50V48ZM78 46V47H77ZM172 46L174 47L175 45H173L172 44ZM69 47V48H68ZM73 47H75V48H73ZM86 47H87V49H86ZM116 47V46H115ZM157 47H159L158 48V50H155V48L157 49ZM176 47V46H175ZM42 50H41V49ZM79 48V49H78ZM100 48H102V49H100ZM103 48L104 49H106V50H103ZM147 48V50H149V51H151V53H153V54H150L149 53V51L147 52V53H149V54H145V49ZM153 48V50H151ZM160 48H162L163 49V51L160 49ZM37 49H39V50H37ZM76 49V50H75ZM159 49H160V52H159ZM165 49V50H164ZM175 49V50H174ZM27 50V51H26ZM44 50V54L42 53V51ZM49 50V53L47 52ZM52 50V51H51ZM53 50L55 51V53L53 52ZM68 50V51H67ZM77 50H79V51H77ZM84 50H87V52L86 53H84L85 51ZM91 50V51H90ZM116 50V49H115ZM141 50H142V53H141ZM146 50V51H147ZM31 53H30V52ZM66 51V52H65ZM69 51H70V53H69ZM74 51H75V53L77 52H79L78 54V56H77V53L75 54L74 53ZM90 51V53H88ZM93 51V52H92ZM100 51H104L103 52V57H102V63L103 64H101L100 62H101V59H99V54L100 53H102V52H100ZM106 51V52H105ZM153 51V52H152ZM159 52V55H164L163 56V58L165 57V58H168V60H169V58H170V56L171 55H173V54H175V55H173L174 56V58H172V56H171V61L169 60L167 63L165 62V64H164V61L166 60L165 58L163 59V61H161V59L160 60H158L159 58H158V56H157V52ZM168 51V52H167ZM170 51H172V52H170ZM26 52V53H25ZM39 52L41 53V56L38 58V56L40 55L39 54ZM63 52V54H61ZM65 52V53H64ZM74 53V55H76V60H74L75 59V56H71L72 54L71 53ZM156 52V53H155ZM161 52H163V54L161 53ZM168 53V54H171V55H167V54H165V53ZM58 53V55L56 56L57 57V59H59L58 61H59V63H58V66H57V68L56 67H54V66H56V64L55 63H57V61H55L56 60V58H55V54H57ZM67 53V55L65 56V54ZM82 53H84V54H82ZM106 53V54H105ZM161 53V54H160ZM51 54V55H50ZM69 54V55H68ZM90 54V56L91 55H94V57L93 56H91V57H93V58H88L89 55ZM156 54V56H154ZM42 55L44 56V57H42ZM48 55L50 56V57H48ZM60 55V56H59ZM63 55V56H62ZM83 55V56H82ZM84 55L85 56H88V57H85L84 58ZM151 55V56H150ZM22 56V57H21ZM37 56V57H36ZM65 56V57H64ZM102 56V55H101ZM100 56V57H101ZM167 56V57H166ZM169 56V57H168ZM34 57H36L37 59H35ZM54 59H53V58ZM62 57H64L63 58V60L64 59H67V61H68V57H71V60L73 61L74 60V62L71 64L70 62H71V60H69V64L68 63H66V62H63V60H61L62 59ZM152 57H154L155 58V60H154V58H152ZM31 58H34L33 60L31 59ZM61 58V59H60ZM73 58V59H72ZM148 58H151V59H148ZM25 59V60H24ZM31 59V60H30ZM48 59V60H47ZM70 59V58H69ZM95 59H97V60H95ZM104 59V60H103ZM174 61H173V60ZM36 60V61H35ZM38 60H40L41 62H39ZM47 61V62H51V61H54V66L52 65L51 67H50V65L52 64V62H51V64L49 63V64H47V62H45V61ZM88 60H91L92 62H94V66H96L95 65V63L97 64V62H98V66H96V69L95 68H92V70H91V68L90 67H93V65H92V63L90 64L89 63V61ZM145 60V61H146ZM32 61H35V62H33V63H31ZM65 61V60H64ZM82 61V62H81ZM100 61V62H99ZM153 61H155V63H157V62H160V65H159V63H157V64H155ZM157 61V62H156ZM167 61V60H166ZM173 61V62H172ZM28 62H30V65H29V63ZM40 64H39V63ZM65 64L66 63V65L68 66L67 68H64L63 70H68V69H71L70 71L68 70V72H61L60 71V73L61 74H65V75H60L59 74V71L58 70H60V67L62 66V64L63 63ZM84 62H85V64H84ZM151 62H153L152 64H151ZM170 62H172V64L170 63ZM36 63V64H35ZM62 63V64H61ZM80 63V64H79ZM89 63V64H88ZM33 64V65H32ZM42 64H44L43 66H42ZM64 64H63V67H66V65L64 66ZM83 64V65H82ZM148 64V65H147ZM155 64V65H154ZM177 64V63H176ZM34 65L36 66V67H34ZM69 65H72V66H69ZM82 65V66H81ZM86 65V66H85ZM99 65H102V66H99ZM139 65V66H140ZM151 65H152V67L153 66H155L156 67V69H151L152 67H151ZM32 66H33V68H32ZM45 66H47V67H45ZM103 66H105L104 68H103ZM162 66H164V67H162ZM168 66V67H167ZM18 67V66H17ZM21 67V66H20ZM58 67H59V69H58ZM63 67H61V69L63 68ZM71 67V68H70ZM98 67H102V68H100V70H99V68ZM106 67H107V71L110 69V71H108V74H106V71H104V69L106 70ZM143 67L142 68H140L139 70L141 71V69H142V71H143V73H145V71L143 70ZM155 67H153V68H155ZM170 67V68H169ZM28 68V69H27ZM36 68V69H35ZM45 68H47V69H45ZM49 68H51V69H49ZM73 68V69H72ZM109 68V69H108ZM138 68V67H137ZM146 68V69H145ZM169 68V69H168ZM171 68L173 69V70H171ZM174 68H176V69H174ZM15 68H12V70H14ZM54 71H53V70ZM58 71L57 73H56V70ZM89 71H88V70ZM95 69V71H93ZM18 70V69H17ZM16 69L14 70V71H17ZM21 70V69H20ZM49 70L51 71L50 73H49ZM84 70V71H83ZM10 71H11V69H10ZM22 71H24V70H22ZM37 71V72H36ZM86 71H88V72H86ZM98 71H100V73H98ZM105 72L104 74L105 75H108L107 76V78H105L104 76L105 75H103L102 74V72ZM152 71H154V72H152ZM177 71V72H176ZM33 72H35L34 74H33ZM40 72V75H41V73H42V75L39 77V74H37V73H39ZM90 72V73H89ZM168 72H166L165 74H168ZM173 72V73H172ZM13 73V72H12ZM11 73V74H12ZM22 73V72H21ZM25 73V72H24ZM24 73H23V77H26V75H24ZM52 73H54V75H55V73H56V77H57V75L60 77V82H62V84H64L63 86L65 87V86H71V88H69V92H71L72 93V89H74L75 91H73V94L71 95V93H70V95H65L66 96V102H65V99H62V96L63 95H61V97H60V95L58 96V97H60V98H58V100L55 102L54 100H52V99H50V100H48L47 101V99H49L50 97L48 96V98H41V97H43V96H47L46 94H48V92H50V93H53L52 91H53V89L55 90L54 92H59L60 93V91H61V93H62V90H63V92H66L65 90H67V92H68V89H64V87L63 86H61L60 85V83H59V85H58V82L59 81H57V80H59V77H57L56 79H55V76L52 74ZM138 73H140V72H138V70H137V74ZM142 73V74H143ZM147 73V72H146ZM145 73V77H143L142 76V74H140V78H136V77H138L137 75L136 76H134V78H136L135 80H134V78L132 79V82L130 83V85L131 84H133L132 85V88H137V91L135 90V89H131V87L130 86H128L127 88L129 89V90H127L128 92L129 91H131L132 90V92L133 91H135V94L136 95H131V96H137V92L138 91H141L140 90V86H143V87H141L142 89L144 88V85H145V81L144 80H148V79H146L148 76H150V75H148V76H146L147 74ZM169 73V74H170ZM10 74V73H9ZM10 74V75H11ZM19 73H13V76L11 75L10 77H14V76H16V75H18ZM26 74V73H25ZM37 74V75H36ZM44 74V75H43ZM50 74V75H49ZM66 74H67V76H66ZM70 74V75H69ZM78 74V75H77ZM88 74H92V75H90L88 78H90L91 77V79H88V78H85V76L87 77V75ZM97 74H99V75H97ZM164 74V75H165ZM53 75V76H52ZM76 75L77 76H81V78L80 79H77L76 78ZM94 75H97L98 76V78H96L97 76H95L94 77ZM102 75H103V77L105 78V79H102L103 77H102ZM163 74H162V78L161 79H163V76H164ZM176 75H178V74H176ZM28 76V75H27ZM34 76V77H33ZM45 76V77H44ZM62 76V77H61ZM66 76V77H65ZM70 76H71V78H70ZM79 76V77H80ZM99 76H101V77H99ZM158 76V77H157ZM168 76V75H167ZM18 77H19V75H18ZM37 77H39V78H37V80H35ZM42 77V78H41ZM44 77V78H43ZM50 77H52V78H50ZM69 77V78H68ZM174 77L175 76H173V78H171L170 79V77L168 76L167 78H169L170 80L168 81V80H166V81H164V80H161V83L162 82H165V83H167V81L168 82H170V84L172 83V86L174 85L175 86V84L177 83H179V81H177L178 79H176V80H174ZM14 78H16V77H14ZM14 78H12L13 80H14ZM20 78V77H19ZM26 78V79H27ZM35 78V79H34ZM62 78L63 79H66V78H68V81H66V80H62ZM85 78V79H84ZM142 78V79H141ZM148 78H150V77H148ZM165 78H166V76H165ZM23 80H26V79H24V78H22ZM49 79H52L53 80V84L54 85H52V83H51V85H50V80ZM85 81H84V80ZM99 79V80H98ZM143 81L142 83L144 84H142L141 85V80ZM153 78H150V80H152V81H150V80H148V81H146L147 83H146V85H145V89H144V93L142 94V93H140V94H142V96L144 95V96H146L147 94V100H148V98L150 97V96H152L153 97V99H152V97H150L149 99H151L153 102H156L157 101V99L159 98V97H157L156 96V94L159 96L160 95V92L163 90L162 89V87L164 88V86H163V84L164 83H162V85H161V83H159L158 82V80H154ZM32 80V84H31V81ZM47 80V82H48V84H46L47 82H45ZM90 81V83H88L89 81ZM109 80V81H108ZM137 80V81H136ZM15 81V80H14ZM138 81H140V82H138ZM158 82V86L160 85V86H162V87H160V89H162V90H160L159 88H157V87H155V85L154 86H151L150 84V82H153V84L155 83V82ZM176 81V82H175ZM15 82H17L18 83V85H19V83H20V81L18 82V80L16 79V81ZM45 82V83H44ZM69 82H71V83H69ZM75 82V83H74ZM91 82H92V86H91ZM94 82V83H93ZM95 82H97V83H95ZM133 82H135V83H133ZM137 82V83H136ZM157 82H156V84H157ZM173 82H175V84H173ZM29 83V84H28ZM40 85V84H42V85H38V84ZM56 83H57V86H56ZM82 83H84V85L82 84ZM85 83L86 84H88V89H87V86H85ZM20 84V88H21V85ZM70 84V85H69ZM77 84H79V85H77ZM82 84V85H81ZM135 84V85H134ZM27 85L28 86H30V87H27ZM35 85H36V87H38L39 86V88H41V89H37L36 87H35ZM44 85V86H43ZM72 85H75V86H79V88L81 87L82 89H80V90H78L79 88L78 87H76L77 88V90L78 91H81V92H83L84 90H83V88H84V86H85V91H90V92H86V93H84L82 96H85V94H87L86 95V98H87V96H88V98H87V100H88V102H86L85 101V106H82V105H84V104H82L81 105V107H80V109L79 108H77V107H79V105L78 104H80V102L78 101V104H77V102L75 103V101L76 100H78L77 98L78 97H76V96H74V94H76L75 92L77 91L76 90V88H73V87H75V86H72ZM97 85V86H96ZM99 85V86H98ZM139 85V86H138ZM51 86V87H50ZM54 86V87H53ZM61 86V87H60ZM91 86V87H90ZM135 86V87H134ZM149 86H151L152 88H156V90L158 89L159 90V92L157 93V91H156V94L154 95L152 92H154V90H155V88H154V90L151 88H148ZM42 87H43V89H42ZM60 87V88H59ZM97 87H99V88H97ZM130 87V88H129ZM176 87V86H175ZM50 88H53L52 90L50 89ZM59 88V89H58ZM97 88V89H96ZM146 88H148L147 90H146ZM165 88H169L170 89V91L169 90H166V89H164V90H166V91H164V92H166V93H168V95L170 94V96H168V98L170 97V99L168 100V101H166V106L168 107V108H165V109H167V116H157V114L159 113V115L161 114L160 113V111H162L161 109H163L164 110V105H162L161 104V102L162 101H159L160 102V104L162 105V108L160 107V109H159V106H161L160 104L159 105H157L158 104V101L155 103V105H152V101H151V105H150V103L148 104V102H149V100L147 101V102H144V103H146V104H144V105H142L143 104V102H139L138 101V103H137V108H138V112L139 113H141V112H144V111H147V110H149V111H147L146 112V114L144 115L143 113H141V116L143 115L144 117H146V115H148L149 114V118H145V119H143V120H151L152 122L150 123V121L148 122V121H146L147 123H150L149 125L148 124H146L145 123V121L143 122V123H140V124H142V126L143 125H145L146 127H142V126H140V127H142L141 129H140V127L138 128V129H140V130H142V133H146L147 131L146 130H148L147 128L150 126V128H151V126L153 125V126H155L153 129H152V133L153 132H155V133H153L152 135H154V134H156L157 133V136L158 135H161V137L162 138H165L166 136H165V133L163 134V132L165 131V130H163L162 131V129H163V126L161 127V129L160 130H158L157 132L156 131H153L154 129L156 130V129H159L160 127H158V126H160V125H163V122H161L162 124H160L159 123V125L157 126V124L156 123H158V119L160 120V118L161 119H164V117H166L165 118V120H167L166 121V123L167 124H164V127L166 126L167 127V134L166 135H168V133H170V131H172V128L170 127V117H171V114L173 113V112H177V110L179 109V106H178V103H177V101H181V98H180V96H179V100H177V99H175V98H177V97H175L174 99H172L174 96H176V95H174V93L176 92L177 93V91H176V88H174L175 89V92H174V90H173V92L171 91V85L169 86V85H166V87ZM179 88V87H178ZM23 89V88H22ZM147 92H146V91ZM149 90H153L152 92L151 91H149ZM77 91V92H78ZM162 91V93L161 94H165L164 92ZM22 91H21V89H20V94L22 95L21 96V99L23 98V97H26L27 95H23V93H21ZM31 92L34 94V95H32L31 94ZM38 92V93H37ZM57 92V93H58ZM66 92V93H67ZM68 92V93H69ZM127 92V93H128ZM131 92V93H132ZM148 92H150V94L148 93ZM172 94H171V93ZM178 92L180 93V90L178 89ZM56 93V94H57ZM130 93V92H129ZM147 93V94H146ZM25 94V93H24ZM54 94V93H53ZM56 94H54V95H56ZM64 94V93H63ZM79 94H81V93H79ZM79 94H76V95H78L79 96ZM40 95V96H39ZM42 95V96H41ZM165 95H167V94H165ZM171 95H172V97H171ZM178 95V94H177ZM34 96V97H33ZM71 96H74V98L76 99H73V97H71ZM81 96V95H80ZM128 97H129V95H127ZM155 96H156V98H155ZM32 97V98H31ZM41 98V100H42V107L44 108V110L42 111V109H41V107L39 108V109H36L35 107V104H34V101H32V99H34V98ZM128 97H126V100L128 99L129 100V98ZM138 97V100H141L140 99V95H138L137 96ZM164 97L165 96H161L160 98H161V100H167V99H164ZM28 98H31V99H28ZM57 98H55V99H57ZM86 98H81V103H82V101H84ZM134 98V97H133ZM133 98H132V100H133ZM136 98V97H135ZM134 98V99H135ZM160 98H159V100H160ZM24 100L22 99V101L24 102ZM60 100H61V102H63L62 104L63 105H61V107L63 106V107H65L66 106V108L68 109H66V113L68 114V115H71L72 116V118H70V117H67L66 116V118L64 119L63 118V115L65 114V112L63 111L64 110V108H62V109H60V111H62V112H58V105L57 104H60ZM90 100V101H89ZM46 101H47V103H46ZM143 101V100H142ZM179 101V102H180ZM126 102H128V101H126ZM131 100L129 101V103L131 104ZM31 103V104H30ZM142 103V104H141ZM164 103V102H163ZM34 104V105H33ZM65 104V105H64ZM73 104H74V106H73ZM75 104H77V106L75 105ZM138 104H140L141 106H139ZM154 104V103H153ZM170 106H169V105ZM54 105V106H53ZM93 105H95V106H93ZM158 106L157 107V109L154 107V106ZM146 106H148L147 107V109H143L142 107H146ZM149 106H150V108H149ZM165 106V107H166ZM50 107V108H49ZM84 107V108H83ZM98 107V108H97ZM100 107V108H99ZM128 107L129 106H127L126 107V105H125V107L123 108V112H126L127 111V109H128ZM151 107H153L152 109H153V111L154 112H152V110L150 111V109H151ZM25 108V109H24ZM75 108H77L76 110H79V113H78V111L75 113ZM45 109L48 111V110H50V112H46L45 111ZM54 109V110H53ZM70 109V110H69ZM83 109H84V111H83ZM156 109V110H155ZM57 110V111H56ZM81 110L84 112H82L83 114L81 115ZM96 110V111H95ZM99 110H101V113H100V111ZM126 110V111H125ZM140 110V111H139ZM157 110H160L159 112L157 111ZM45 111V112H44ZM73 111V112H72ZM155 111H156V115L154 114L155 113ZM166 111V110H165ZM165 111H163L162 112V114L164 115V113H165ZM10 112V113H9ZM28 112H30V113H28ZM158 112V113H157ZM1 113V112H0ZM5 113V114H4ZM10 115L11 113L13 114H11L10 116L8 115V114ZM61 113V114H60ZM152 113V116H150V114ZM48 114H51V115H48ZM80 114V115H79ZM161 114V115H162ZM78 115V116H77ZM155 115V116H154ZM166 115V114H165ZM5 116H6V118H5ZM27 116V117H26ZM49 116H52V117H49ZM65 116V115H64ZM154 116V117H153ZM76 117L78 118L77 120H76ZM82 117V118H81ZM4 118L6 119V125L7 126H9L10 125V127L11 128H9V127H6V128H4V129H2L3 127L1 126L2 124L1 123H3V125H5L4 123H5V121H4ZM7 118H10V119H8V121H9V123H11V124H9L8 123V121H7ZM24 118V119H23ZM53 118V119H52ZM60 118H63V119H61L60 120ZM70 118V119H69ZM143 118V117H142ZM153 118H156L157 119V122L156 123H154L155 121L154 120H156V119H154L153 120ZM66 119L68 120V122L66 121ZM81 119H82V121H81ZM46 120H48V121H46ZM63 120V121H62ZM142 120V121H143ZM13 121V122H12ZM21 121V122H20ZM25 121H27L26 123H25ZM36 121V123L34 124V122ZM56 121H57V123H56ZM73 124V125H76V126H79L78 125V123L80 122V126L79 127H81V128H77L78 129V131L76 130V132H75V128H72V127H76V126H73L70 122ZM75 121H77V122H75ZM154 121V122H153ZM162 121V120H161ZM160 122V121H159ZM18 123L20 124V126L18 125ZM60 123V124H59ZM68 123H70L68 126H67V124ZM145 123V124H144ZM9 124V125H8ZM44 124V125H43ZM54 124V125H53ZM156 124V125H155ZM5 125V126H6ZM58 125V126H57ZM63 125H64V127H63ZM22 126H26V127H22ZM33 126V127H32ZM42 126H43V128H42ZM60 126V127H59ZM17 127V128H16ZM18 127H20V128H18ZM73 129V130H70V132L67 130V129ZM158 127V128H157ZM8 128V129H7ZM146 130H145V129ZM150 128H149V130H150ZM48 129V130H47ZM67 131H66V130ZM40 130V131H39ZM52 130H54L53 132H52ZM59 130H61L60 132H59ZM145 130V132H143ZM9 131V132H8ZM22 131V132H21ZM49 131H50V133H49ZM66 131V132H65ZM117 131V132H116ZM15 132L17 133V134H15ZM20 134H19V133ZM66 134L65 135V137H64V133ZM67 132H69L68 134H67ZM75 134H73V133ZM79 132V133H78ZM80 132L81 133H83V134H80ZM151 132V130L149 131V133ZM161 132H162V134H163V136H162V134H161ZM46 135H45V134ZM62 133V134H61ZM158 133H160V134H158ZM18 134H19V136H18ZM118 134H119V132H118ZM31 135V136H30ZM62 135H63V137H62ZM143 136V139H144V141L147 139V141H145V142H142L143 141V139H142V141H139V138L138 137H141V135H139L137 138H138V142H142L141 144H138V145H136L135 146V149H136V151H134V156L135 157H137V159H132L133 161H134V163H133V168H135L136 166H137V168H135V169H137V170H132V172L134 171V173H136L135 175H130V174H127V173H129V172H126V173H122V174H115L116 175V177H117V179H119L118 181H119V183L121 184V185H118L119 183H118V181L116 180V178L114 179L115 181H117V183L118 184H115V183H111L112 184V186H110V189H112L113 190V193L114 194H112V196L110 195L111 194V192H110V190H109V192H110V194H107V193H109L108 192V190L106 189V190H103V193L102 192H100V194H99V192L98 191H100V185H101V183H103L101 180H100V178H98V180H100L101 181V183H100V181L98 182V183H100V185H97L98 183L97 182H95V183H97V184H95L94 182L91 184V182L92 181H90V184L92 185V186H94V184L96 185V187H94L93 189L96 191V193H97V195L99 194V195H101V194H107V195H105V196H103V198H105V199H102V198H98V197H102V196H99L98 195V197L94 194L95 192L93 191V189H85V192H84V187L86 186H81V187H79L80 189H82V191L86 194V191L88 192L89 190H90V192H91V190H92V192H94V193H92L95 197H97V199H95L94 197H92L91 199H93L94 198V200H95V202L93 203V205H95V207H97V205L99 206L98 208H96L95 209V207L93 208V207H91V205H90V208L91 209H89V207L87 208H85L84 206H85V204L82 206V207H84L83 209H82V207H80L81 206V202H80V200H82L81 198V196L79 197V195H78V192L76 193V196L80 199L79 200V202H77V200H76V196L74 195V193H73V195H72V190L73 189H71V191H70V193H68V191H66V194H67V196H66V194H65V196H64V194L60 191V190H63V189H59V191H58V189L55 191V193H57V192H59L58 194H63L62 196H60L59 197V199L58 200H56L55 198L57 197V196H59L58 194L56 195V197H54L55 195H54V192H52V190H51V192L52 193H49V194H51V196H49L48 195V193H47V195H46V197L48 196V198L50 197V199L52 200V201H54V202H57L55 205L56 206H54L53 205V202L51 203V204H48L49 203V201L47 200V201H44L43 199H41V203H42V205H44V206H40L37 202H39V201H37L36 200V198H35V196L32 198L33 200H34V203L32 202V204H33V206L34 207H32V206H28L27 204V206H26V208L27 207H29L30 209L28 210V208L26 209V208H24V205H25V202H26V199L28 198L27 197V195L29 196V194L27 193V195L25 196V194H24V192L22 191V193L24 194V196H22V197H27L26 199L25 198H23V199H25V200H23L22 201V204H21V206H19V205H10V207H5V208H7V209H2V207H1V212H0V220H2V222H3V225H5V226H3V227H5V230H4V228H3V233H1L0 234V264H114V263H116V264H185L186 262L184 261L185 259H187L186 261H187V264H209V262H212L211 264H215L214 262H215V259H219L218 261V264H220V261H221V264H224V262H225V264L227 263V264H234V261H235V263L236 264H258L259 262H261V263H259V264H264L263 263V257H264V233L262 234V236H251L250 234L248 235V233L247 234H243L245 237H246V240H245V238H244V236H243V240L244 241H242V244L244 245V246H242L241 244H240V242H239V244L240 245H238L237 246V244H236V242H238L237 240L235 241V237L233 238V235L234 234H232V237L230 238V233H228V232H231V231H226V234L225 235H223V237L225 236V239L224 240H222V238L221 239H219L218 240V238L216 239V242L217 243H219V244H221V246H224V248L225 247H227L226 245H228V246H231L232 248V252H231V249L229 248V247H227L226 249L228 250V251H219L220 252V254H222L223 256L222 257H220L219 256V258L217 257V255L216 256H212L211 254H210V250L208 249V247L207 246H209V237L208 236H206L205 234H208L209 235V228H210V226L208 225V230H207V227H205V226H207V225H205V224H207L208 223V221H210V214L207 216V214H208V212H207V210L206 209H208L209 210V208H208V206H206V203H207V201H206V199L205 198H207V196H204V194L206 193L205 192V190L207 189V187H205L206 189L204 190V187H202V185L200 184H198L199 182H200V177H197V178H195L196 180L199 178L200 180L197 182L196 180L195 181H192V183H190V189H191V191H197V189H198V193L200 192L201 194H202V196H200L199 198L201 199L200 201H199V198L198 197H196L195 195V197H192V199L190 198V202H191V205H190V202H189V204H187V206L185 205L184 207H185V209L187 210L186 212L188 213V214H186V215H190L189 217L190 218H192V220H193V222H194V226L192 227L191 226V224H192V222H191V224H190V227H189V222H184L185 220H183V222H181V223H179L180 222V220H177V219H179L178 218V214H177V211H175L174 209V211L172 210V208L173 207H168L167 208V206H165V205H167L166 204V202H171V201H168V199H169V197H167V196H165V193L166 192H164V193H162V192H159V190H162L163 189V187H164V189H165V187L166 186H168L169 185V183H170V181H172V183H170V184H172V185H175V187H177V185L176 184H178V176H177V174H175V177L176 178H174V176L172 175V173L170 172V174H168L167 173V171L166 170H168V169H170V168H172L171 167V165H170V162L172 161V160H170V158L172 159V157H171V155H172V153H173V149L172 148H169L168 146H167V149H165L166 148V145H164L165 143L164 142H167L166 140H164L163 139V141H162V138L161 137H157V140H156V135H155V138H154V136H153V138H154V140L158 143L159 142V138H160V141H162V142H159V144H158V146H157V144H155V148L154 147H152V146H154V145H152L153 143V141L151 142V140L153 139L152 137H151V133H150V135H148V137L145 139L144 138V134H142ZM11 136H13V140H12V137ZM30 136V137H29ZM36 136V137H35ZM48 136V137H47ZM71 136H73V137H71ZM145 136H147V133H146V135ZM45 137V138H44ZM51 137H53V138H55V137H57V138H55V139H53V140H51L52 138ZM70 137V138H69ZM115 137V138H114ZM141 137V138H142ZM168 137V136H167ZM167 137H166V139H167ZM35 138V139H34ZM43 138V139H42ZM51 138V139H50ZM72 138V139H71ZM140 138V139H141ZM150 138H152L151 140H150ZM8 141H7V140ZM9 139H10V141H9ZM42 139V140H41ZM49 139V140H48ZM65 139H68L69 141H68V143L70 144V143H74V146H72V147H70L69 148V150H65V149H62V148H60V147H63L64 145H65ZM77 139V140H76ZM83 139V140H82ZM6 140V141H5ZM23 140V141H22ZM48 140V141H47ZM52 142H51V141ZM150 141V142H149ZM154 141V142H155ZM7 142V143H6ZM18 142V143H17ZM30 142V143H29ZM62 143V146H61V143ZM146 142H149L150 144H148V146H146ZM9 143V144H8ZM23 143H24V145H23ZM64 143V144H63ZM162 143H164L163 145H162V147L164 148V150H165V152H166V154L168 153V157H170L169 158V160H170V162H166L168 159H166V158H168L167 156H165V152H164V150H162L163 148L162 147H160L159 145H161ZM29 144H30V146H29ZM45 144V145H44ZM52 144V145H51ZM83 144H84V146H83ZM111 144V143H110ZM109 144V145H110ZM119 144V143H118ZM0 145V146H1ZM22 145V146H21ZM115 145V144H114ZM114 145H110V146H114ZM152 145V146H151ZM4 146V147H3ZM18 147V150H17V148L15 149V147ZM48 148H47V147ZM66 146V145H65ZM25 147V148H24ZM78 147V148H77ZM116 147V146H115ZM118 147V146H117ZM148 147V148H147ZM161 148V151H162V153H163V156L161 155V153H158V151H156V149L157 148ZM3 148V149H2ZM15 150H14V149ZM22 148V149H21ZM58 148V149H57ZM64 148V147H63ZM151 148H152V150H153V148L155 149V151H156V153H158L157 155H159L158 157H157V155H155L156 157H154V155L152 154L153 153V151H152V153L149 151V149L151 150ZM23 150V149H25L24 151H23V153H22V155H20V150ZM62 149V150H61ZM84 149V151H85V153H83L84 151H82ZM143 151H142V150ZM145 149H147V150H145ZM29 150V151H28ZM51 150V151H50ZM121 150V149H120ZM145 150V151H144ZM167 150V151H166ZM17 151H19L18 153H17ZM31 151V152H30ZM50 151V152H49ZM147 151H149L150 153V155H152V156H149V154L147 155L148 157H146V152ZM27 152V153H26ZM142 152H144V153H142ZM4 153V155H7V154H10L11 156H12V154H15V155H13V157L14 158H18V159H20L21 158V156H22V158L24 157V156H26L25 157V159L26 160H24V159H20L19 161L17 160V158H16V163H15V160L14 159H11L12 160V163H13V160H14V163L16 164V165H12L9 161H10V158H12L10 155H7V156H5V157H3V159H2V157H1V154H3ZM7 153V154H6ZM28 153H30L29 155H28ZM82 153V154H81ZM139 153V154H138ZM148 153V152H147ZM155 153V152H154ZM27 154V155H26ZM86 155V157H85V155ZM42 155H44V156H42ZM47 155H49L50 157H51V159H50V157L49 156H47ZM137 155V156H136ZM3 156V155H2ZM16 156V157H15ZM45 156L47 157V158H45ZM54 156H56L55 157V159L57 158V160H60V162H58L59 163V165H57V160H54ZM133 156V157H134ZM10 157V158H9ZM29 159H28V158ZM139 157V158H138ZM149 157H151V158H149ZM161 157H164L165 159L164 160H166L165 162L166 163H168V164H165V163H163V160H162V163L161 162H159L161 159H159V158H161ZM8 160H7V159ZM37 158V159H36ZM103 158H106V159H110V160H106V159H104V160H102ZM146 158V159H145ZM147 158H149L150 159V161H154L155 160V158H156V160H158L157 162H156V160H155V162H153V164L151 165V163H149L150 165H147L146 166V160H147ZM152 158L154 159V160H152ZM31 159V160H30ZM148 159V160H149ZM32 160L34 161L35 160V162H33V164H32ZM39 160V161H38ZM49 160V162H52V163H55L57 166H60V167H56V165L55 164H50V163H48L47 161ZM101 160V161H100ZM148 160H147V163H148ZM9 162V166H11V167H13V166H17L18 167V169H19V167H20V171L22 172V174H21V172L18 170V169H16V170H14V168L12 169V170H14V172L12 173L11 171H10V167L8 166V162ZM21 161H25L24 163L26 164L27 162L26 161H30L29 162V164L30 165H32V167H29L30 165H25V164H21ZM38 161V162H37ZM81 161V160H80ZM99 161L101 162V163H99ZM135 161H137L136 163H135ZM6 164H5V163ZM22 162V163H23ZM36 162H37V164H36ZM44 164H50L51 165V167H50V165H48L50 168H48V167H45V166H47V165H45V166H43V163ZM103 162H106L105 164L103 163ZM132 161H130V163H131ZM34 163L36 164L35 166H34ZM41 163V164H40ZM154 163L156 164V165H154ZM159 163H161L160 165L162 166V168H161V170H162V172L161 171H159L158 173H159V175L158 176H156L158 179L156 180V177L155 178H153V176L155 175V173H153V171L154 172H157L156 170H159L160 169V167L161 166H159L158 167V165H159ZM171 163H173V162H171ZM11 164V165H10ZM28 164V163H27ZM104 164V165H103ZM145 164V166L146 167H148V168H154V167H151V166H157L155 169H153V171H152V173H153V175L151 176V174H150V171L151 170H149L148 168H147V170H149V171H147L146 169V171L145 172H148V175L150 174V176H148V177H150V178H148V179H146L147 178V173L145 174L146 175V177H145V179H144V177L142 178L141 177V173H142V168H146V167H143V165ZM158 164V165H157ZM106 165V166H105ZM164 165V166H163ZM169 165H170V167H169ZM173 165V164H172ZM41 166H42V168H41ZM94 166V167H95ZM166 166V167H165ZM28 167V168H27ZM34 167V168H33ZM167 167H169V168H167ZM2 168H1V170H2ZM37 168H40L41 169V172H44V173H46V172H48V170L49 171H51L52 173H53V177H52V175L49 177V175H43L42 176V178H41V176H39L40 178H37V179H40L42 182H41V184L40 183H37V179L35 180V184H37V185H35L34 184V179H33V177H31V175L32 174H30L29 172H28V170H30V171H32V173H33V175L32 176H34V175H36V171L37 170H39V169H37ZM166 168V170H164ZM33 169V170H32ZM36 169V170H35ZM94 169V168H93ZM173 170H174V166H173V168H172ZM24 170L26 171V172H24ZM88 170V169H87ZM18 171V172H17ZM61 173H59V172ZM90 171H92V170H90ZM99 171V170H98ZM163 171H165L166 172V174H167V176H165V175H163L164 173H163ZM8 172H10V174H12L11 176L10 175H8ZM15 172H17V173H15ZM19 172H20V176H19ZM38 172V171H37ZM40 172V171H39ZM95 172V173H96ZM132 172H131V174H132ZM160 172H161V174H162V176L160 175ZM173 172V171H172ZM7 173V174H6ZM92 173H94V171H92ZM91 173V174H92ZM94 173V174H95ZM97 173H96V175H97ZM111 173V172H110ZM133 173V174H134ZM15 174H18V175H16L15 177H21V178H19V179H15L16 181H12V179L11 178H13V180H14V175ZM40 174V173H39ZM105 174V173H104ZM103 174V175H104ZM143 174H144V172H143ZM157 174V173H156ZM173 174H174V172H173ZM28 175V178L26 177ZM30 175V176H29ZM56 175H58L57 177H56ZM97 175V176H98ZM114 175V174H113ZM129 177H128V176ZM139 175H140V180L138 181V182H140L142 179H144L145 180V182L144 183H137V185H133V184H136V179H139ZM145 175H143V176H145ZM170 175H171V177H170ZM3 176V177H2ZM4 176H6V177H8V179L10 178L11 179V181H10V179H9V181H10V183L8 182V180H7V182L5 181L6 179H5V177ZM36 176H38V175H36ZM47 176V177H46ZM92 176H93V174H92ZM92 176H91V178H92ZM161 176V177H160ZM30 177V178H29ZM153 179H155V181L156 182H154V184L151 182V179L152 178ZM162 179H160V178ZM163 177H166L168 180L167 181H165L164 182V179H163ZM43 178H45V179H48V181L46 182V180H45V182L43 181ZM61 178V179H62ZM65 178V177H64ZM122 178V179H121ZM5 179V180H4ZM93 181L95 180H97V178L94 176L93 178ZM91 179V180H92ZM135 179V180H134ZM172 179V180H171ZM175 179L177 180V182L175 181ZM39 180V181H40ZM123 180V181H122ZM150 180V182L152 183V186L154 185V186H156L157 188H159V189H157L156 191H158V193L155 191V190H153V187H151V184H150V182H148ZM161 180V181H160ZM38 181V182H39ZM128 181H131V182H128ZM161 182V185H162V183H163V185H165V186H163L162 187V189H161V186L160 185H158V184H160V183H158L157 185H155V183H157V182ZM18 182H19V184H18ZM48 182H49V185L50 186H48L47 184H48ZM167 182H168V185H167ZM175 182V184H173ZM195 182V184H198L199 186H201V187H198V185L197 186H195L193 183ZM5 183H8V185L7 184H5ZM43 183H44V187L43 188H41L42 186H43ZM40 186H39V185ZM89 184V183H88ZM143 184V185H142ZM145 184V185H144ZM6 185V186H5ZM18 185H19V187H18ZM42 185V186H41ZM91 185H87L86 187H88L89 188V186H91ZM103 185V184H102ZM124 185H126V186H124ZM171 185V187H173ZM39 186V187H38ZM91 186V187H92ZM115 186H117V187H115ZM124 186V187H123ZM133 186H135L134 188L135 189H137V191H140L141 190V192L139 193V195L140 194H145V196L146 195H148V197L150 196V193H151V191L153 192L154 191V193H152L153 194V199H155V200H152V197L150 198V200H151V204L149 205V200H148V198H146V197H144V195L142 194V197L141 196H139L138 195V198H136L135 199V196L138 194V192L137 193H135V195H134V199H133V197L130 199V201L128 202V203H125V202H122V200H123V195H124V192L125 191H133L134 189L132 188ZM136 186H137V188H136ZM159 186V187H158ZM170 186V185H169ZM14 188V187H13ZM12 188V189H13ZM62 188V187H61ZM129 188V189H128ZM150 188H151V190H150ZM16 189V190H17ZM80 189H77L76 191H79ZM99 189V190H98ZM138 189H140V190H138ZM162 190V191H166V189L165 190ZM170 189V188H169ZM189 189V190H190ZM98 190V191H97ZM173 191H175L174 190V188L172 189ZM171 190V191H172ZM47 191V192H46ZM82 191H80L81 193H83ZM172 191V192H173ZM190 191V192H191ZM39 192V193H38ZM65 192V191H64ZM79 192V193H80ZM169 192H170V190H169ZM172 192H170V193H168V195L169 194H171ZM193 192H191V193H193ZM41 193V194H40ZM83 193V194H84ZM89 193V192H88ZM90 193V194H91ZM121 193H122V196H121ZM161 193V194H160ZM22 194V195H23ZM84 194V196H87L88 194H86L85 195ZM89 194V195H90ZM91 194V195H92ZM151 194V195H152ZM173 194H175V192L173 193ZM200 194V195H201ZM90 195V196H91ZM192 195V194H191ZM196 195H197V193H196ZM199 195V194H198ZM206 195V194H205ZM31 196V195H30ZM45 196V195H44ZM72 196L74 197V200L72 199ZM106 196H108L110 199L112 198L113 200V202H115V203H113L114 204V207L112 206L113 204L110 202V200L109 199H107V197ZM156 196H158V197H156ZM166 197V199H164L163 197ZM170 196H172V195H170ZM175 196V195H174ZM173 196V197H174ZM193 196V195H192ZM51 197H53V198H51ZM62 197V198H61ZM64 197H66V198H64ZM67 197H68V199H67ZM115 197V198H114ZM137 197V196H136ZM146 198L145 200L148 202H146V201H144V198ZM156 197V198H155ZM42 198H44V199H48V198H45V197H42ZM58 198V197H57ZM85 198V197H84ZM87 198H89L90 199V197L88 196ZM168 198V199H167ZM30 198H28L27 199V202L29 201V203H30V201H31V199L29 200ZM39 199V198H38ZM53 199H55V200H53ZM62 199H64V202H65V199H66V202H67V200H69L70 202H72V203H70V204H72V208L70 209L71 211L73 210V212H69L68 211V209L67 210H65V211H61L57 206H58V203H64V202H61L60 200H62ZM88 199V200H89ZM100 199H102V200H104V201H102L101 200V202H100ZM140 199L142 200V201H140ZM171 199V198H170ZM169 199V200H170ZM198 199V201L199 202H196V200ZM83 200H85V199H83ZM96 200H99L98 202H100V203H98V202H96ZM106 200V201H105ZM135 200V201H134ZM156 200H160V201H157V203H156ZM194 200H195V202H194ZM204 200V201H203ZM25 201V202H24ZM74 201H75V203H74ZM164 201V204L165 205H163V202ZM166 201V202H165ZM24 202V203H23ZM45 202V203H44ZM48 202V203H47ZM65 202V203H66ZM83 202H86V200L85 201H83ZM106 202V203H105ZM119 204V202L121 203V205L119 204V205H117V203ZM134 202V203H133ZM142 202H143V204H144V207L143 206H141V204H142ZM20 203V202H19ZM44 203V204H43ZM68 203V202H67ZM78 203V204H77ZM91 202H89V204H90ZM98 203V204H97ZM110 205H108V204ZM133 203V204H132ZM136 203V204H135ZM200 203H202V204H200ZM203 203H205V204H203ZM31 204V203H30ZM29 204V205H30ZM37 204V205H36ZM70 204H69V206H70ZM75 204V205H74ZM88 204V203H87ZM92 204V203H91ZM97 204V205H96ZM112 204V205H111ZM154 204H156V206L158 207V209H157V207L154 205ZM158 204V205H157ZM195 204V205H194ZM200 204V205H199ZM101 205V206H100ZM104 205V206H103ZM108 205V206H107ZM149 205V206H148ZM173 204L171 203V206H172ZM188 205H190V206H188ZM193 205V206H192ZM12 206H13V208H12ZM19 206V207H18ZM40 206V207H39ZM76 206H78V208H79V210L78 209H76L77 207ZM107 206V207H106ZM129 206V207H128ZM133 206V207H132ZM148 206V207H147ZM155 206V207H154ZM163 206H165L166 208H167V210H165V209H163V208H165V207H163ZM173 206H175V205H173ZM19 209H18V208ZM31 207L33 208V211H31L32 209H31ZM50 207H52V208H50ZM110 207V208H109ZM150 207V208H149ZM207 207V208H206ZM18 209V210H16V209ZM23 208H24V210H23ZM176 208V207H175ZM192 208V209H191ZM206 208V209H205ZM53 209H54V211H55V213H53L54 211H53ZM95 209V210H94ZM156 209V210H155ZM191 209V210H190ZM13 210H15L14 212H13ZM26 210V213H24V211ZM27 210H28V212H27ZM38 210H40V211H38ZM58 210H60V212L58 211ZM161 210H163V212L161 211ZM190 210V211H189ZM18 211V212H17ZM38 211V214L36 213ZM47 211H49V212H47ZM52 211V212H51ZM149 211L151 212V213H153V211L155 212V213H153V214H149L148 216L149 217H151V218H149L148 216H144V214L143 213H149ZM168 211V212H167ZM173 211V212H172ZM14 213V215H13V213ZM22 212V213H21ZM30 212V213H29ZM34 212V213H33ZM51 212V213H50ZM62 212H64V214L62 213ZM89 212H91V213H89ZM159 214H158V213ZM173 213L170 217H172L171 219H170V217L169 216H166L167 214H169V213ZM204 212V213H203ZM15 213H17V214H15ZM20 213V214H19ZM33 213V214H32ZM39 213H41V216H39ZM59 213H62V215L61 216H57V215H59ZM71 213V214H70ZM89 213V214H88ZM158 215H157V214ZM164 213V214H163ZM191 213V214H190ZM23 214V215H22ZM51 214V215H50ZM85 214V215H84ZM154 214H156L155 216L156 217H154L153 215ZM11 215V216H10ZM27 217H26V216ZM35 215L37 216V217H35ZM97 215V216H96ZM53 216H55V217H53ZM75 216V217H74ZM162 216V217H161ZM175 216V217H174ZM204 218H203V217ZM4 217V218H3ZM11 217V218H10ZM14 217H16L17 219H15ZM38 217H40V218H38ZM65 217V218H64ZM91 217V218H90ZM43 218V219H42ZM50 218V220L51 221H49L48 219ZM53 218V219H52ZM55 218V219H54ZM63 218H64V220H63ZM68 218H70L69 220H68ZM78 218V219H77ZM146 218H148V219H146ZM158 218V219H157ZM165 218V219H164ZM175 218V219H174ZM189 218V220L191 221V219ZM202 218V219H201ZM209 219V220H207V219ZM38 219L40 220V221H38ZM46 219V220H45ZM59 221H58V220ZM12 220V221H11ZM48 220V221H47ZM66 220V221H65ZM147 220V221H146ZM155 222H153V221ZM187 220V219H186ZM202 221L203 220V223L202 224H199V222L198 221ZM13 221H15V223L13 222ZM43 223H42V222ZM56 221V222H55ZM177 221H179V222H177ZM39 222V223H38ZM41 222V223H40ZM60 222V223H59ZM62 222V223H61ZM80 222V223H79ZM10 223V224H9ZM57 223V224H56ZM182 223H183V225H185L186 223V225L188 226V228L186 229V230H188L187 232H190V230H192L191 231V233H188V234H190L191 235V238H190V236H189V241H188V244H189V246L188 247H190L191 249H189L190 251H188V250H185L186 249V245H188L187 243H186V245H185V241H187V240H185L184 241V236H183V234H185V232H186V230H183L182 228H183V225H182ZM210 223V222H209ZM208 223V224H209ZM8 224V225H7ZM43 224V225H42ZM55 224V225H54ZM69 224V225H68ZM77 224V225H76ZM155 224V225H154ZM166 224H167V226H166ZM177 224H181L180 225V227H179V225H178V227L181 229L180 231H182L181 233H183L182 234V236H180L179 237V235H180V232H179V228L177 227ZM258 225H263V227H264V219H262V221H261V224L260 223H257ZM257 224H255V225H253L252 226V224H250V223H246L245 225H244V228L246 227V228H248V225L249 226H252V227H254V228H259L260 226H258ZM11 227H10V226ZM14 225H16L15 227H14ZM44 225H45V227H44ZM53 225H54V227L56 228L57 227V229L56 230H54L55 228L53 227ZM87 225V226H86ZM199 225V226H198ZM220 225V224H219ZM7 226V227H6ZM166 226V227H165ZM186 226V227H187ZM227 226H228V228L226 227V225H225V227H226V230H228L229 229V226L230 225H228L227 224ZM61 227V228H60ZM170 227H171V229H170ZM200 227V228H199ZM223 228H219L218 227V225H217V227H215V229H218V231L220 230L221 232V234H224L225 233V231H224V225L222 226ZM252 227H250V228H252ZM7 228V229H6ZM86 228V229H85ZM173 228H175V229H173ZM202 228V229H201ZM203 228H205V231H203ZM42 229V230H41ZM54 231H53V230ZM78 229H81V230H83V231H81V230H78ZM190 229V230H189ZM201 229V230H200ZM16 230H18L17 232H16ZM60 232H59V231ZM178 231L177 233L175 232V231ZM206 230H207V233H206ZM230 230V229H229ZM12 231V232H11ZM31 231V232H30ZM33 231V232H32ZM34 231H35V234H34ZM47 231V232H46ZM56 231V232H55ZM63 231V232H62ZM184 231V232H183ZM196 231V232H195ZM224 231V232H223ZM246 231H248V230H246ZM20 232H21V236H20ZM29 232V233H28ZM39 233V235H37L38 233ZM62 232V233H61ZM67 232H69V233H67ZM82 232V233H81ZM205 232V233H204ZM223 232V233H222ZM6 233V234H5ZM10 233V234H9ZM26 233V234H25ZM37 233V234H36ZM51 233V234H50ZM55 233V234H54ZM56 233H58V234H56ZM99 233V234H98ZM19 234V235H18ZM54 234V236H52ZM59 234H60V236H59ZM178 234V235H177ZM9 235H11V236H9ZM14 235V236H13ZM30 235V236H29ZM73 235V236H72ZM186 235V234H185ZM200 235V236H199ZM50 236V237H49ZM61 236H63V237H61ZM187 236V235H186ZM185 236V237H186ZM187 236V237H188ZM195 236V237H194ZM201 236H203V237H201ZM220 236V235H219ZM241 236V237H242ZM2 237V238H1ZM4 237V238H3ZM9 237V238H8ZM43 237V238H42ZM201 237V238H200ZM227 237V238H226ZM237 237H238V239H239V241L240 240H242V238H240V235L238 236L237 235ZM28 238V239H27ZM48 238V239H47ZM63 238V239H62ZM85 238V239H84ZM172 238V239H171ZM178 238H181V239H178ZM51 241H50V240ZM196 239H200V240H196ZM208 239V240H207ZM228 239V243L227 242H224V241H226ZM4 240V241H3ZM15 240H18V242L17 241H15ZM78 240V241H77ZM98 240V241H97ZM196 240V241H195ZM252 240V241H251ZM47 241H49L50 243L48 244V242ZM182 241H184V244L182 243ZM201 241V242H200ZM202 241H204V242H202ZM221 241H223V242H221ZM261 241V242H260ZM62 242V243H61ZM99 242V243H98ZM230 242V243H229ZM245 242V243H244ZM257 242V243H256ZM177 243V244H176ZM179 243H180V245H179ZM224 243H226V244H224ZM235 243V244H234ZM252 245H251V244ZM3 244V245H2ZM98 244V245H97ZM156 244V245H155ZM234 244V246H232ZM184 245H185V249H184ZM235 245H236V247H235ZM10 246H11V248H10ZM13 246V247H12ZM180 246H182V247H180ZM201 246V247H200ZM252 246V247H251ZM184 249L185 251H186V253L182 250L181 251V249ZM188 247H187V249H188ZM235 247V248H234ZM35 248V249H34ZM95 248V249H94ZM201 248V249H200ZM203 248H204V250H203ZM207 248V249H206ZM224 248H222V249H224ZM245 248V249H244ZM252 248H253V250H252ZM180 250V251H177V250ZM205 249H206V252H204L205 251ZM35 250V251H34ZM201 250V251H200ZM239 250H241V252H242V250H244L243 252V254L241 253V252H239L238 253V251ZM89 251V252H88ZM237 251V252H236ZM13 252V253H12ZM191 255H189L188 253ZM195 252V253H194ZM199 252H201V253H199ZM234 252H236L237 254V256L239 255L240 256V258H238V257H235V256H233L234 255ZM183 253H184V255H183ZM227 253V254H226ZM233 253V255L232 256H230L229 254H232ZM91 256H90V255ZM180 255V257L179 258H177V255ZM199 254V255H198ZM203 254V255H202ZM219 254V255H220ZM178 255V256H179ZM183 255V257H181ZM243 255V256H242ZM101 256V257H100ZM114 256V257H113ZM185 256V257H184ZM187 256V257H186ZM201 256V257H200ZM242 256V257H241ZM263 256V257H262ZM191 257V258H190ZM203 257V258H202ZM261 257H262V261H261ZM15 258V259H14ZM19 258V259H18ZM114 258V259H113ZM196 258V259H195ZM222 258H226L225 259V261H224V259H222ZM233 258V259H232ZM237 258V259H236ZM246 258V259H245ZM260 258V259H259ZM208 259H210V260H208ZM244 259V261H242ZM15 260V261H14ZM96 260H97V262H96ZM121 260H123L122 262H121ZM198 260V261H197ZM204 260V261H203ZM213 260H214V262H213ZM234 260V261H233ZM180 261V262H179ZM209 261V262H208ZM239 261V262H238ZM96 262V263H95ZM114 262V263H113ZM178 262V263H177ZM194 262H196V263H194ZM217 263V262H216Z\"/></svg>",
    "mask_w": 264,
    "mask_h": 264
}]
</instances>
